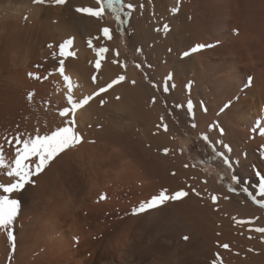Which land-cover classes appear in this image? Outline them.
I'll return each instance as SVG.
<instances>
[{
  "label": "rangeland",
  "instance_id": "rangeland-1",
  "mask_svg": "<svg viewBox=\"0 0 264 264\" xmlns=\"http://www.w3.org/2000/svg\"><path fill=\"white\" fill-rule=\"evenodd\" d=\"M4 1L5 0H0V3H1L0 6L3 7L5 4H7L8 2H10L12 0L5 1V2ZM15 1H13V2H15ZM17 1L19 2L20 0H17ZM21 1H28L32 5L36 6L38 8V14H37L38 18L36 17L37 19L29 21V22H25L23 24L22 23H18V24L17 23H13L11 21H9V23H8V21H6V20H1L0 21V24H1L0 25V56L3 57V55H4L3 53H1L4 50L3 48L6 49V46H7V49L8 48L9 49L13 48V44H14V42L16 40L18 41L17 42V48H18V43H22V45H24L23 47L21 46L22 48L19 47L20 51H22L24 47H26V46L28 47L29 45H30L32 51L36 47L35 51L32 54V56L34 57V59H37L36 62H35L36 64H34V66H37L36 68L39 67V69H36L34 66L33 67H34L35 70L39 71L38 73L40 74V77H37V76H39V74L35 70H34L35 74H38V75L36 76L37 78L33 77L34 78L33 80L31 79L32 77L30 78V76L23 75V74H21V76L19 75L18 77L20 78V80L23 79V82L24 81L27 82L26 81L27 78H29L28 81H30V82L32 81V83L35 80L34 83H36L37 87L35 85L36 89L34 88L33 90L35 92L36 91H40L41 94H40V92H38L37 93L38 97H37L36 93L34 92V94L36 96V99H37V106H38L37 108L38 109L37 108H35L34 110L28 109L26 111V114H25L24 118H23V119H26L25 117H27V115H28L27 120H30V121L33 122V127L30 128V129H23V132H22V130L17 129L16 126L12 128V124H11V123H14L12 120L15 121L16 120L15 118H17L15 116V115H17V114H15L16 112L15 113L13 112L15 115H12V111L15 110L12 107L14 106L13 104H15V103L13 101H10L11 104L8 103L7 102L8 99L6 101V98L9 97V96L6 93H5V95H3V93H0V96L3 95V99L5 100V102L8 103L9 106H11V108H12V109L10 108L12 110L11 113H9V111H6V110L9 109V108L7 109L6 106H4L6 110L3 109L2 104L5 105L6 103L2 100V98H1L2 96H1L0 97V99H1L0 100V107H1L0 108V121H1L0 122V126H1L0 127V138L2 136V138H1L2 143H0V144H2L3 146L6 144L4 147L7 146L8 142L5 139L6 141L4 140L5 141V144H4L3 143L4 142L3 138H6V137L9 138L10 137L9 139H11L14 136L13 134H15L17 132L18 133L22 132L20 134H23L25 136H27V135L35 136L36 133H37V130H38L39 134L42 136V135H45V134H49L52 130H55V128L58 127V126H63L64 120L66 118L60 116V111L63 108L69 106L67 104V95L68 94H66L65 90H61L62 87H63L62 86L63 84L61 85V83L62 82L64 83V81L62 79V78H64L63 75H66V74L69 73V75H68L69 76V81L67 82V85H68L69 82H71L74 85V87L71 88V89H73V90H71V94H72V96H73V98L75 100H79V99H82L84 97V95H86V96L87 95H91L92 93H94L97 90L98 87L104 86L106 83H109L112 79H116L118 76H120L118 74V70L120 69V66H121V68L132 69V70H134L136 72V79L133 80L134 83H133V81L131 83L134 86H132L129 83H125L124 81H122L119 84L114 85L113 89H109L106 93H101L99 96L94 97L89 102V104L84 105L83 108H80V109H82L81 113H84V112L86 113V116L84 115L85 113L83 115H84V117H86L87 120H89L90 125L88 124L87 121H85L84 117H82L83 121H82V118H81V121H79L80 118H78L76 116V113H77L78 110L76 111L75 117H77V119L75 118V120L79 119L78 120L79 122L76 121V123H77L78 130L80 129L79 131L83 135V141L81 143L77 144L75 147L66 150V153H61L58 157H56L55 159H56L57 163L55 162L56 164H55L54 168L50 169V170H52V173L51 174L49 173L50 175L49 174H45V179H47V177H48L49 180L53 181L55 179L54 182H57V185H56V187L54 189L56 193L60 192V190H56V188L61 189L62 192L58 193L57 198H59L61 196V194L64 193L61 196L62 197L61 198L62 199V203H61L60 207H62V206L64 207V203L65 202H66L65 205L66 204H71V203H72V205L76 204L75 206H77V208L79 207L78 208V213H79L78 215H79V218H81V219L83 218V216L85 217V216L89 215L87 210L85 209V204H87L86 203L87 200H88V203H91V204H97L98 199H99L100 203L102 201L106 200L105 203H107V205L109 204L108 206L114 207V208L111 207L114 211H112L111 208L109 207V209L106 208L107 211H106V209H104L103 211L101 210L100 212H98L96 215L94 214L95 215L94 218H93L94 220L91 219V222L88 219L92 218V215H90L89 217L87 216L88 218L87 217L83 218L82 223L80 224L81 225V230H80L81 234L79 232L78 235L76 234V236H72V237H74L73 238L74 240L75 239L78 240V243L76 242V244H75L76 246H74V244H73V246L76 249H79L80 246H82V244L90 242V240H88L89 238L91 239L93 237L92 241H94L97 238L95 235L98 236L102 232H103L104 235H106V238H104L105 236L102 234L103 236L102 235L98 236V239L100 240L99 237H101V239L103 237L104 238V241H103L104 244H106V243L108 244L109 241H111V240H112V242H115L114 241L115 238H119V236H121L122 234L127 232L126 231L127 229L130 230L131 226L133 227L135 224H138L139 219H142L143 217L144 218L147 217V215H145L146 213H148L149 216L150 215L153 216V213H155L156 211L158 212V208L161 209V210L170 211V209L172 210V208L170 206L171 204L174 203L173 206L175 207V205H177L179 202L180 203L186 202V204L188 203L187 205H189V209L192 207L191 209L193 211H195L194 214L187 215L188 216L187 218H186V216L183 218L181 216L179 217L178 215L176 216L175 212L172 211L174 215L171 214V213L167 214V216H166L167 218L164 219V220H161L162 224L160 222V224H161V226H159L160 228H157L155 225L152 226L151 223H149V222H151L149 220H147V222H146V220H143V224L146 223L144 225L145 226L144 230L146 232V236L155 238V239L158 240V242L162 241L161 244L164 245V246H168V250H170V251H172V250L173 251L174 250L177 251L178 250L177 253H176L177 256H179V255L181 256V254H182L183 258L187 259V264H193V262L196 260V258H198V256L199 257L201 256L203 261L197 259L196 262H200V263L203 262L204 264H211V261L215 258V254L216 253H219V257H220L219 264H243V263L249 264V262L251 261V259L253 257H254L253 258L254 260L255 259L257 261L258 260L259 261L262 260L259 263L263 264L264 263L263 262L264 259H261V258H264V250H263V247H262V245L260 243L258 245L259 241L257 240L258 241L257 242L256 239H254V238L251 239L250 236H248V238H250V239L245 238L247 236L242 238L244 236L242 233H241L242 235H239V233H236L237 235H235L236 231H232L234 229L231 228V227H236V226L239 225L242 228H253V227H255V224L253 222V218L254 217L255 218H259V217L264 216V206H261V203L259 202V201L264 200V197L260 196V194L258 192V189H257V187H258V179H259V176L257 174L258 173L259 174H263L264 173V157H263L264 156L263 155V153H264V149H263L264 145H262V144H264V141H263L264 139L262 140L263 135L261 134L262 132L264 133V130L261 132L260 128H262V127H260L258 130H255V133L253 132V130H252L251 133H250V130L249 131L246 130V133H248L249 136L247 135L245 139H243L241 136L238 137L239 136L238 134H237L238 135L237 137H228L227 132L231 133V130H229V128L225 127L224 123L222 122L223 121L222 117L223 118L225 117V116H223V114H225L226 111L228 109H230L231 106L234 107L235 105H237L239 103H240V105H242V103H245L243 106H241L242 107L241 109H243V110L240 111L241 113L239 112L240 115H245V112H246L247 115H249V114L255 112L257 109H259L260 106H261L260 107L261 109L263 108L262 111H264V104L259 106L258 103H256L255 99L250 102V99H252L254 96L253 95L251 96L250 94H247L246 90L248 89L249 85H251L252 77H254V76L250 75L249 78H248V77H246V74H247L246 72L247 71L246 70L244 71V69H246V64L248 65L250 63L252 68L254 67V69H253L254 72H255V70L257 72L259 70V72H260V69L263 68V66H264L263 65L264 61L262 60V59H264V56L261 57L262 61L259 60V62H258V60L254 61L253 59L256 58L258 55L259 56L264 55V51H263L264 49H261V50L260 49H256V52L258 50L260 52L255 53L254 49H252V48L249 49V46H247V49H249V50H245L244 52H246V51L249 52V53L254 52L255 56L251 53L253 56H251V54L250 55L248 54V58H247V55H246L247 53L243 52V54L245 55L246 58L243 55V59L244 60L242 59L240 61L239 59H241L242 57L239 56V54H237V51H236V53H232L231 52V54H230L231 58L234 56V54H236L234 56V57H236L235 58L236 61H235L234 57H233V59H231V58L229 59V53H230L229 52L226 56L225 55L224 56L220 55L221 58H219V56H217V57H215V59H212L213 64L211 66H209V68L205 69V71L204 70L202 71V70L198 69L194 65V62L192 61V57L194 55H196L197 53H199L198 51H193V49L196 48V46H198V44H199V43H195V42L199 41L198 40L199 39L198 38L199 37V33H198V30L196 28L199 26V20L198 19H199L200 15L195 13V15H198V17L196 16L197 20L194 19V17H195L194 12H193L194 9H192V8H194V7H192L193 6L192 5L193 0H187V1L186 0H153V1L152 0H130V2L134 3L136 7L132 11L131 16H125L124 13L121 12L120 20H116L114 18V16L110 12H106L104 18L103 19H99V18H96V17H91V16H89V15H87L85 13H81V12H77L76 11L77 8H82V7H89V6L98 7V5L96 4V0H65L64 4H59V5L58 4H53L51 2H46L44 4H36V3L33 2V0H21ZM162 1H164L166 3L165 6L163 5L164 2L162 3ZM206 1H205V3L208 4V6H209L210 3H211V0H206ZM217 1H220V0H217ZM125 2L126 3L129 2V0H125ZM2 3H3V5H2ZM229 6H228L229 11L232 10L234 13H236L235 9L232 8V5L230 7ZM181 7H184V8H181ZM188 7H189V9H188ZM186 8H187V11L186 10L183 11ZM224 9H218L216 11L217 13L215 12V15L217 14V16H216L217 18L216 19H218V20L215 19L216 24H215V26L213 28H215L217 30H221L222 29L221 30V32H222L221 34L222 35H221V38H220V40L218 42L220 44H218V45H221L223 43H229V39L230 38L236 39L239 36V32H240L239 30L242 29L244 24H246V25L248 24L247 22L244 23L245 20H242L243 25H242L241 21H237L236 22V20L237 19L239 20V18L234 13H230L228 15L227 8H224ZM41 10H42L43 13L41 12ZM56 10H58V11H56ZM180 10H182V11H180ZM46 11H47V13H46ZM188 11H191V12H188ZM232 11H230V12H232ZM44 12H45V14H44ZM184 12H186L185 13L186 15L184 14ZM192 12H193V14H192ZM221 13H223V14H221ZM190 15H192V17H193V22H192V17ZM210 15L211 14L209 13L208 16L210 17ZM230 15H232L233 17L230 16ZM43 16H44V18H43ZM183 16H185V18ZM49 17H50V20H49ZM57 18H59V19L57 20ZM235 18H236V20H235ZM40 19H41V21H40ZM131 19H133L134 21L138 22L137 25H134L135 27H133V24H131V21H130ZM55 20H57V21H55ZM85 21H86L87 25L85 24ZM196 21L198 23H196ZM39 22H40V24H39ZM49 22H50V24H49ZM54 22H57V23L54 24ZM235 22L236 23L239 22L238 25ZM10 23H11V25H10ZM193 23L194 24L196 23L195 24L196 26L193 25V27H192ZM45 24H46V26H44ZM14 25H15L16 28L12 27ZM35 25H37L41 29H39L37 26L35 28L34 27ZM50 25H52V26H50ZM82 25H84V26L82 27ZM235 25H237L239 28L237 26H235ZM80 26L82 27V29H81ZM165 26H167V28H165ZM31 27H33V28H31ZM67 27H68V29H67ZM104 27H109L110 28V33H109V37L110 38L109 37H105L103 35L102 29ZM240 27H241V29H240ZM46 28L50 29V31H48V33L51 35V36L48 35L47 38L42 36L41 31H40V30H42V32H43V30H45ZM83 28H85V29H83ZM86 28H87V31H88V32L86 31L87 33L85 32ZM92 28H94V29L92 30ZM58 29H59V31H58ZM198 29H199V27H198ZM63 30H65V33L61 34L60 31L64 32ZM37 31H38L40 36H38ZM53 31H54V33L57 34L56 35L57 38H55L56 36H54L55 34L53 33ZM57 31L61 35H65V34L67 35L69 33L70 34L67 35V37H66V35L63 36V37H61V36L59 37L60 34H58ZM82 31H83V33H82ZM7 32L9 34H7ZM263 32L264 31H262V35H261L262 37H264V35H263L264 33ZM147 33L153 36V39H151L150 41L146 40V34ZM16 35H17V37H16ZM192 35H194V36H192ZM13 36L15 38H13ZM29 37H30L31 40H29ZM38 37L39 38L44 37V38H42V40H39ZM191 37L193 39H191ZM262 37H261V39H262ZM53 38H55V39H53ZM257 38L259 39L260 37H257ZM68 39L72 40V44L70 46L66 47L65 56H60L59 55V45L64 43ZM24 41H26V43ZM38 41H42L41 43H43V42H45V43L41 44ZM263 41H264V38H263ZM76 42H78V44ZM31 43L33 45H35V47L32 48ZM36 43H38V45ZM7 44H9V45H7ZM39 44H40V46H39ZM48 44H50L52 47H49ZM42 45H44V47ZM19 46H20V44H19ZM254 46H255V44H254ZM254 46H251V47L254 48ZM37 47H38V50H37ZM101 47L106 48L107 52L98 55L99 49ZM206 47H207V49H206ZM40 48L42 49V52H44L45 50L47 52L48 51H50V52H48V54L46 53L44 56H42V55L38 54V51L40 50ZM49 48H51V49H49ZM208 48L211 49V47H209V45H205L204 50L205 49L209 50ZM250 50H253V51H250ZM24 51H25V48L22 51V53ZM69 52L74 53V55H68ZM184 52H188L189 55L188 56H184L183 55ZM35 53H37V54H35ZM53 53H56L57 55L54 57ZM34 55H38V58H40L42 56V58H40V60L44 59L43 60L44 63L39 61L37 56H34ZM49 55L51 56V58H50ZM175 55H176V57H174ZM45 56L48 57L49 59L46 58ZM188 57H189V59H187ZM239 57H241V58H239ZM250 57H251V59H249ZM90 58H91V60H90ZM45 59H47L46 63H47L48 66L45 65L46 64L45 63ZM61 59L64 60V66L63 67L65 69H64L63 75L58 70L60 68L59 61ZM248 59H249V61L250 60H252V61L248 62L247 61ZM97 60L100 61V68H96V61ZM176 60H177V63H176ZM52 61H53L55 66L51 63ZM239 61L240 62L244 61V63H242L241 65L244 64L245 66H241L239 64L240 63ZM256 61L259 64H257ZM260 61H261L262 64L260 63ZM38 62L39 63L41 62L44 65H42L41 63H40L41 65H40ZM69 62H71V64L73 62V64L72 65L70 64L69 66H67V64ZM174 62H175V66L179 63L176 68L173 65ZM187 62H189V63H187ZM76 63H78V64H76ZM105 63H107V67H108L106 69H105V65H104ZM157 63H159L158 64L159 66L157 65ZM137 65H140V66L137 67ZM168 65H170V67ZM179 65H181V66H179ZM255 65H257V66L255 67ZM259 65L262 66V67H260ZM117 66H118V68L116 70L115 67H117ZM189 66L192 67V68H190ZM233 66L234 67L237 66V67L234 68ZM241 67L242 68L244 67V68L242 69ZM165 68H166V71H165ZM180 68L184 69V71L183 70L181 71ZM51 70L55 71L56 73H53ZM14 71L15 70H13L10 73V75L7 74V73L6 74L3 73V76H0V77H3L2 80H4V82H2L3 85H1L2 83L0 82V89L2 87L3 91H5L4 90L5 89L4 85H9V84L12 83L11 82L12 76H13V80H14V77H15L14 75H16V72H17V74H19L18 71H16V72H14ZM49 71L52 72V73H48ZM82 71H86V73L85 72L82 73ZM115 71H117V73ZM45 72H47L48 74L45 73ZM178 72H179V74L181 76L180 75L178 76ZM243 72H245V73H243ZM257 72H255V73H257ZM111 73H113V74H111ZM221 73H224V74H221ZM54 74L55 75L56 74L59 75V76L56 75L57 78L58 77L60 78V75H61L62 78H60V79H62V82H60L61 80H59V78L57 79L56 77H54L55 79L53 78V80L51 81L52 77L50 75H54ZM114 74L116 76H114ZM169 74L171 75L172 78L167 81V84L169 85V90L167 92H165L164 91L165 78L168 77ZM5 75H7V76L5 77ZM87 75H89V76H87ZM258 75L261 77V75L259 73H257L256 74V78H257V80H260L261 78L258 77ZM44 76L47 77V78H45ZM93 76H96V78H97L95 82H93V79H92ZM245 77L248 78V79H246ZM38 78H39V80H38ZM43 78H44V80H43ZM249 79H251V80H249ZM36 80H38V81H36ZM49 81L53 85L48 84V83H50ZM172 81H174V82H172ZM46 82H48V83H46ZM55 82H57V83H55ZM142 83H144L146 88H147V91L145 92L146 93V98H145L146 101H144V104L143 103L142 104L138 103L140 105L139 107L141 108V109L140 108L139 109L138 108L135 109V110H137V112L135 111V114L137 113L138 116L133 114V115H135L134 116L135 118H134V117H132L133 115H131L134 112V111H132V109L135 108L136 106H133L131 110H129L131 107L128 108V110L126 108H125L126 110L124 109V113H127V114H124V115H126V116L128 115L126 118H125L124 115H122L123 112H121V116H120L119 112L117 113L116 110H112V109H115L113 106L114 105L116 106L117 102L120 103V100L122 102L126 98H128L127 97L128 93H130L129 95L131 96L129 98H133V99L137 100L138 98H137L136 95H138V92L136 91V93H135L134 91H132L133 90L132 88L137 89L136 87L138 85L142 84ZM45 84L47 86L49 85L48 88L46 87ZM56 84H59V85H56ZM65 84H66V82H65ZM173 84L175 85V87H172ZM41 85H44V86H41ZM60 85H61L60 90H61V92L64 95L60 92V90H59L60 93L57 90ZM123 86L124 87L128 86V88L125 87L126 88L125 89ZM53 87H55L56 90H55V88L53 89ZM181 87H182V89H181ZM45 88H47V89L45 90ZM116 88H117V91H116ZM41 89L44 90V91H41ZM52 89H53V91L51 93L50 90H52ZM127 89H129V90H127ZM176 89L178 91H176ZM13 91L14 90L12 89L11 92H13ZM54 91L55 92L57 91L58 93L57 92L55 93ZM128 91H131L132 94L135 93L134 94L135 96L134 95L132 96L131 92H128ZM11 92H10V94L9 93L8 94L11 95ZM24 92H26V91H24ZM113 92H115V93H113ZM67 93H69V92H67ZM121 93H122V95H121ZM19 94H20V92L19 93L15 92V94H12L11 96L13 97L14 95L17 96ZM24 95L28 96V97H26L27 99L29 98V94L27 95L26 93H24ZM125 95H127V96H125ZM179 95H180V97H179ZM183 95H184V98H183ZM41 96H42L43 99L41 98ZM121 96L125 97L124 100H123V98ZM250 96L252 98H249ZM17 97H18L17 100H19V98H22V95L20 94ZM14 98L16 99L15 96H14ZM101 98H103V100H104V104L103 105L100 104V99ZM153 98H155V102H153ZM189 100H191L193 105H194V118H193V115H190L188 112H186V114H185V112L182 109L183 107H176L177 104L185 105L186 106V111H187V103H188ZM226 101H228V102H226ZM253 101H255V102L253 103ZM93 102H95V103H93ZM112 102L116 103V104H113ZM247 102H249V103H247ZM142 105H143L144 108L142 107ZM225 105H227L228 107L225 108ZM255 105L257 107L256 110L254 108ZM111 106L113 108H111ZM248 107H250V108H248ZM109 108L111 109L110 112H108ZM222 109H223V111H222ZM3 110L7 114L9 113L8 116H7V114L3 113L4 112ZM91 111H93V112H91ZM129 111H130L131 114L129 113ZM236 112L234 111V115H237L238 112L237 113ZM89 113H90V115H89ZM115 113H117L118 115H116ZM139 114H141L142 116L139 115ZM87 115H89V116L87 117ZM112 115H113V117H112ZM10 116H11V118H9ZM14 116H15V118L13 119L12 117H14ZM119 117L120 118L123 117L126 120L124 121L123 118L121 120ZM137 117H139V118H137ZM140 117H144L145 119L144 118L140 119ZM161 117H164L163 124H167V127H168L167 131L164 130L163 126L157 127V125H161L162 124L161 119H160ZM117 118H118V120H117ZM133 118L137 119V120H134ZM226 119H228V118H226ZM112 120H116V121H112ZM128 120L132 121V123L130 122L131 125L133 124V126L130 127L131 130H129V128L126 129L125 128L126 126L124 125L126 123V121H128ZM207 120H208V122H207ZM2 121H4L5 124H6V121H7V123L9 121H11L10 124L8 123V126L10 125L9 127L12 130L15 129L14 130L15 132L10 130L9 127H8L9 128L8 129L7 126L5 128V125H4V123H2ZM117 121L119 123V124L117 123L118 126H117V124H115L116 127H114V125L111 126V124H114ZM133 121H135V122L133 123ZM138 121H140L141 123L138 122ZM80 122L81 123L86 122V124L85 123L81 124V125L85 124L86 126L84 127V126L79 125ZM91 122H93V123H91ZM122 122L123 123L125 122V123L123 124ZM143 122H144V124H143ZM136 123H138V124H136ZM193 123L196 125V127H192ZM121 124H123L125 127L122 126ZM127 124H129V123H127ZM134 124H136V125H134ZM209 124L216 125V127L213 128L211 132H208V125ZM120 125H121L122 128L120 127ZM138 125L139 126L142 125L141 128L145 129V131L143 129L141 131L142 132L144 131L143 132L144 135L148 134V137L146 136L147 139H145V136L142 137L140 135L141 132L138 130V129H140V127ZM144 125H145V127H144ZM108 126H111V127L107 128ZM92 127H94V128H92ZM118 127L120 128V130H119ZM127 127H129V126H127ZM155 127H156V129H155ZM2 128H4V129H2ZM105 128H106V130H105ZM110 128H112V130ZM114 128H116L115 130L118 129L119 130L118 132L121 131V134L118 133V132L115 133L116 131L113 130ZM220 129H223V133L222 134L220 132ZM7 130H9V132ZM108 130H111L112 133H111V131L106 133V131H108ZM135 130H137V131H135ZM146 131H147V134H145ZM151 131L153 133V135H152L153 139L150 138ZM123 132H124V134H123ZM256 132L258 133L259 136H255V135H257ZM201 133H208L210 139H213V140L214 139L215 140L222 139L226 144H228L230 146L231 149L233 148V150L230 153H227V155L229 156L230 160L232 161V167L231 168H229L228 166L224 165L222 160H221V158L219 156H216L215 153L212 151V149H210L206 145V143L201 139ZM111 134H113V135H111ZM135 135L136 136L138 135V136L136 137ZM157 136L160 138V139H157L158 142H157V140H155L156 138H158ZM140 137H142V138H140ZM232 138H234V139H232ZM106 139H109V140L107 142H105ZM111 139H114L115 141H110ZM249 139H251V140H249ZM246 140H249L250 142L246 141ZM253 140H256V142L255 141L253 142ZM166 141H168L167 144H166ZM244 141H246L248 145ZM95 142L96 143L98 142L97 143L98 147H97V145H94V144H96ZM101 142L102 143L104 142V143L102 144ZM84 143H86V144L84 145ZM92 144L95 147V149L90 147V145L92 146ZM255 144H256V146H255ZM147 145H148V147H147ZM163 145H164V147H163ZM100 146H101V148H100ZM251 146H253V147H251ZM257 147H259V148L261 147L262 149L258 150L259 148H257ZM78 148H80L79 150L83 149V151L81 150L82 151L81 153H83L82 155L78 151ZM87 148H89V150H87ZM90 148L92 149V151L90 150ZM96 148H97V150H96ZM103 148H105V149H103ZM134 148L137 150V152H136V150ZM165 148L168 149L167 154L163 151ZM75 149H77L76 150L77 152L76 151L75 152L76 153L79 152V154H80V155L79 154H77V155H79L81 157L83 155L84 156L82 158L80 157V159H79V156H77L76 153L75 154L73 153ZM217 149L218 150H223L221 145H217ZM69 150H70V152H69ZM72 150H73V152H72ZM93 150L94 151L96 150V153ZM102 150H105V154L103 153L104 151H102ZM129 150H131V151H129ZM123 151L125 152L124 154L122 153ZM224 151H226V150H224ZM260 151H261V154H260ZM91 152L95 153V155H96L95 157H97V156L100 157L101 156V158H100L101 160H102V158L106 159V157L108 156L106 160H103L105 163L107 161V164H103L104 167H101L102 169L106 167V169H103L105 171L102 170V172H105L107 176H108V174L110 176L112 172L113 173H118V171H117L118 168H116L117 166L119 167V170H120V166L123 165L124 167L122 166L121 169H124V170L126 169V171H124V170L119 171L120 175L117 174V176H114L115 174L112 173V175L110 177L108 176L109 177V179H108V177L106 175H105V177L101 176L102 174L104 175V173H101V168L98 167L100 169L99 173L101 175L100 174H98V175L96 174V176L98 177L100 175L101 176L100 177L101 180L99 181L100 178H98V180H97L96 179L97 177L95 178V176H94L95 174H93L91 169H93L95 167L96 169H94V170H96V173H97V169L98 168L96 167V164H98V163H97V161L95 162V160L99 161L100 159L99 158L98 159L95 158V160L93 161V159H92L93 157L92 158H90V157L94 156V154L91 155ZM99 152L102 153L103 155L102 154L100 155ZM135 152L137 154H139V157L141 156V158H139L138 156L136 157V155H135L136 153ZM69 153H73L74 155L72 154V156L76 155L78 160L75 157H74L75 158L74 161L72 160L73 158L70 159L71 158L70 157L71 154H69ZM105 155H107V156H105ZM67 156H69L70 158H68ZM103 156H105V157H103ZM121 156H122V158H119ZM249 156L252 159L249 158ZM260 156H261V158H260ZM123 158H125L124 159L125 162H123L124 161V160H122ZM127 158H128V161H126ZM133 158H134V160H133ZM135 158H136V160H135ZM81 159H82V161H81ZM85 159H86V161L89 160V161H91L90 163H92V162L93 163L92 164H90V163L88 164L85 161ZM142 159H144L145 162H143L144 160H142ZM148 159H150L151 161L148 160ZM164 159H166V160H164ZM249 159H251V161ZM79 160H80L81 163L84 162V163H82L84 170L82 169V166H79L80 165V164H78V163H80ZM101 160H100L99 166H102L101 162H103V161H101ZM131 161H133V162H131ZM71 162H74V163H71ZM59 163L62 164V165L60 166ZM127 163H129L128 166H127ZM131 163H133V164H131ZM86 164H88L87 167H86ZM185 165H188V167H185ZM241 165H246L247 169L249 170V172H247V170H246V172H247L246 173L244 171L245 170V166L241 167ZM59 166H60V168H59ZM92 166H94V167L91 168ZM130 166H131V168H130ZM136 166H137V168H136ZM262 166H263V168H262ZM61 168H63L64 172L62 171ZM113 168H115V169H113ZM128 168L130 169V171H129ZM53 169H54V172H53ZM88 169H89V171H88ZM99 169H98V171H99ZM81 170H83L82 173H81ZM113 170H115V171H113ZM43 171L41 173H43ZM243 171H244L245 174L243 173ZM253 171H255L254 174H253ZM88 172L92 173L90 175L93 176L94 180L98 181V182L97 181L95 182L96 183L95 187L94 186L92 187V185H94V182H93L94 180L92 181V176H90L91 178L88 176L89 175ZM121 172L123 173V175H122ZM60 173H61V175H59ZM94 173H95V171H94ZM127 173H128V175H127ZM239 173L240 174L243 173L244 175L243 174L240 175ZM138 174H140V176H141L140 180H142V182L139 181V178H137V177H136V180H134L135 179L134 177L137 176ZM249 174H251V177H250ZM40 175H38V176H40ZM46 175H49V176L46 177ZM81 175H83V176H81ZM84 175H85L86 178L84 177ZM233 175H238L239 177H241L242 183L240 184V183H237L235 181H232L231 177ZM242 175H243V177H242ZM74 176H75V178H74ZM121 176H123V177H121ZM128 176H130V177H128ZM140 176H138V177H140ZM43 177H44V175H43ZM102 177H104V178H102ZM111 177H113V178H111ZM114 177H116V178H114ZM144 177L147 180L145 183L143 182L145 180ZM171 177H173V178H171ZM88 178H90L91 181ZM105 178H107V179L104 180ZM128 178H129V181L126 180ZM183 179H184V181L182 182ZM149 180H153L154 181L153 185L151 184L152 182L149 181ZM208 180H209V182H208ZM67 181H68V184H67ZM73 181L75 183L76 182L77 183L75 184ZM125 181L131 182V183L128 184ZM137 181L142 183L143 185L138 183ZM155 181H157V182H155ZM58 182H59V184H58ZM90 182H92V184ZM101 183H103V184H101ZM122 183H123V185H122ZM135 183L138 186L140 185V188L138 186H136ZM208 183H209V186H208ZM73 184H75V185H73ZM144 184L147 185L146 187H148L149 191L151 189V192H149V191L147 192V188H144L145 187ZM150 184L152 186H154V185L155 186L152 187ZM71 185H73V186H71ZM98 185H99V188H98ZM133 185H134V188H135V190L133 189V191L134 192L135 191L136 192L140 191L142 196L139 195V197H137V195L140 194L139 192H137V194L136 193L133 194L134 192L131 191V189L133 188L132 187ZM165 185H166V187H165ZM178 185H179L180 188L178 187ZM121 186H122L123 189L121 188ZM149 186L151 188H149ZM181 187L183 188L184 191L188 192V195L185 196L184 198L181 197V198H178L175 201L168 200V202L166 201L167 203L164 202L163 204H160L159 206H157V207H155L153 209L152 208H147L146 210L139 212V209H138L139 204H136L137 201H138V200H136L137 198L139 199L140 202L145 201V199L147 201V200L150 199V196L152 197L153 195L158 194L159 191L162 188L163 189H167L169 192H176V189L177 190L178 189L182 190ZM244 187H248L249 188V193H251V195H249V193H246V192H244L242 190ZM63 188H64V191H63ZM89 188H90V190H88ZM102 188H103V190L100 191V189H102ZM126 188H127V190H126ZM143 188L146 189V190H144ZM152 188H153V190H152ZM193 188L196 190V192L200 193L199 196H197L195 193H193L191 191V189H193ZM208 188L209 189L211 188L210 191H212V192H210ZM230 188H234L235 191H230L229 190ZM68 189H70V190L73 189V190L71 192ZM92 189H95V190H92ZM119 189H121V191ZM124 189H125V192H123ZM129 189H130V191L128 192ZM140 189H142V190H140ZM65 190H68L70 192H68V191L66 192ZM106 191H109V192L113 191V193L111 192L112 194L109 196L108 195L109 192H108L107 196L105 194V196H106L105 197L103 194ZM116 191L121 193L123 196L121 194L118 195V193ZM154 191H156V193H154ZM190 191L192 193H190ZM88 192H90L92 195L89 194ZM101 192H103V193H101ZM114 192L117 193L116 195L119 196L118 199L120 201L117 199V196L114 194ZM131 192H133V193H131ZM35 193H36L35 194V198H33L34 200L33 199L31 200V202L33 201L32 203H35L36 198H37V201H38V198L41 197L39 189H37V191L35 189ZM125 193H128L127 194L128 196H126ZM100 194H101L102 197L98 196ZM144 194H147V195L149 194L150 196L149 195L146 196ZM238 194L239 195H243L244 197L242 196L241 198H239L240 196ZM255 194H257V195H255ZM64 195L68 197L67 200H65L66 197ZM88 195L91 198L88 197ZM112 195H114V196H112ZM190 195H193V196H190ZM212 195H216L218 197V199H217V201L215 203L211 202V196ZM229 195H232V196H229ZM143 196H146V197H143ZM63 197H65V199ZM125 197L127 199L130 198V200H131V197H132V200L135 199L134 200V201H136L135 205H136V207L138 209V212H139V213L137 212V214H136L137 216L132 211L133 210L132 205L135 207L134 201L132 202V200H131V202L133 204L129 200H128L129 202H125V201H127V200H125L126 199ZM225 197H227V199H225ZM231 197H232V199H231ZM236 197H237V199H236ZM112 198L114 200H112ZM115 199H117L116 202L119 201L120 205L123 204V207L121 206V209L123 210V212L128 213V214L123 213L122 210L119 209L120 205L118 203H117V206H116ZM189 199H193V200L189 201ZM233 199H235L237 202L235 200H234L235 201L234 202ZM73 200H74V203H73ZM123 200H124L125 204L122 203ZM183 200H186V201H183ZM198 200L200 201L199 204H201L202 206L197 203ZM191 201H193V202H191ZM195 201H196L195 204L197 205V206L195 205L196 208L194 207V204H193ZM31 202H29L28 205H30ZM190 202L193 205H191ZM229 202H230V204H229ZM113 203H115V204H113ZM127 204L131 205L130 211H129V209H125V208H128L130 206V205L128 206ZM118 205H119V207H118ZM124 205L125 206L127 205L128 207H125ZM229 206H231V207H229ZM232 206H234V207H232ZM236 206L237 207L240 206V208H236ZM206 207H208L210 210L208 208H206ZM231 208H233L232 211L234 213L232 211H230ZM234 208H235V210H234ZM154 209H157V210H154ZM199 209H202V210H199ZM83 210H85V212H82ZM204 210H205V212H204ZM255 210H256V212H255ZM111 211H112L113 215L110 213ZM116 211H118V212L121 211L124 215L121 212L118 213ZM149 211L150 212L152 211V212L149 213ZM211 213L213 215H211ZM102 214L105 217L108 216L107 219H106V220H108L107 223H106V220L104 221L105 217ZM106 214H108V215L106 216ZM121 214H122V216H121ZM132 215H134L135 217L132 216ZM98 216L100 217V219H99ZM118 216L121 217V218L123 217V218L119 219ZM191 216H193V217H191ZM215 216L218 217V218H216ZM22 217L25 218L24 217V212L21 211L19 216L16 217V220L18 218L19 221L20 220L22 221V219H20ZM113 217L114 218L116 217L115 220H114ZM127 217H128V220H127ZM131 217H133V218H131ZM136 217H138V218H136ZM209 217H210V219H209ZM176 218L177 219L179 218V219L177 220ZM85 219L88 220V222H85L86 221ZM211 219H213V220L210 221ZM18 220L16 221V224H18ZM98 220H99V225H96L97 224L96 221H98ZM118 220H120L119 221L120 225L117 222ZM124 220L126 221L127 224L125 223ZM135 220H136V222H134ZM190 220H192L194 222L192 223V221H191V223L189 224ZM101 221H102V223H101ZM114 221L116 223H114ZM195 221H197V222L199 221L198 222L199 224L196 223ZM240 221H242V222L240 223ZM14 222H13V225L15 227V230H14L15 232L12 233L14 239L11 240L12 243H13L12 245H14V246L11 245V241L8 239V232H7V235H6L7 239L5 241L3 240V242L6 243V245H5L6 248H5V251H4V252H6V255L4 253L2 256H0V258L2 257V259H0V263L2 261V263L4 262L3 264H12L13 262H15L16 260H15L14 256H16V255H14V254H16V252L19 251L20 248H21V246L20 247H18V246L21 244L20 240L22 239L21 238V234L22 233L16 230L17 229L16 227L19 226V224L16 225V224H14ZM131 222H132L133 225L131 224ZM186 222H188V223H186ZM206 222H207V224H205ZM90 223H92V226L90 225ZM195 223H196V225H195ZM114 224H118V225L114 226ZM200 225H203V226H200ZM205 225L207 226L208 229L206 228ZM62 226H61L62 230L66 229V228L63 229ZM90 226L92 228L93 227L94 228L98 227L97 231L98 232L100 231L101 233H98L97 231H94V230H96L94 228H93V230H91L92 228ZM127 226H130V227L127 228ZM189 226H191V227L189 228ZM196 226H197V229H199V230H200V227H201V232L202 233L199 234L200 231L195 229ZM214 226L216 228H214ZM85 227H87V228H85ZM117 227H118V229H117ZM202 227H203V230L206 228L205 232L202 230ZM225 227H227V228H225ZM260 227H264V222L260 224ZM168 228H170V229H168ZM224 228H225V230H224ZM123 229H125V230L123 231ZM67 231H68V229L65 230V232L69 236L70 234H68L69 232H67ZM90 231H92L91 232L92 234L90 233ZM170 231H172V232H170ZM197 231H198V233H197ZM120 232H122V233H120ZM173 232H174V234H173ZM170 233H172V234H170ZM90 234H91L92 237H90ZM16 235H18V236H16ZM173 235H175V236H173ZM223 235H224L225 239H223L224 238ZM228 235H229V237H228ZM238 235H239V239H237ZM4 236H5V234H4ZM88 236H89V238H87ZM168 236H169V238H166ZM171 236H173V237H171ZM179 236H181V237L179 238ZM185 236L188 237V239H189V240L187 239L188 241L183 239ZM203 236H205V237H203ZM214 236H216V237H214ZM109 237H111V238H109ZM170 237H171V239H170ZM212 237H214V238H212ZM194 238H196V239H194ZM234 238L236 239V241L234 240ZM98 239H96L95 241H97ZM159 239H160V241H159ZM231 239H233V240H231ZM244 239H246V240H244ZM207 240H209L211 242V244H213V243H216V244H213L214 246L210 245V242L207 241ZM248 240H252L251 243ZM9 241H10V243L8 244ZM43 241L46 242L45 240L42 239L41 243H38L40 245H38L37 243H36L37 245L34 244L35 246L32 245V248H33L32 250L33 251H34V249L38 250L39 246L40 247L43 246V243H44ZM185 242L188 243V244H186ZM240 242H241L242 246H241V244H239ZM244 243H247V244L244 245ZM7 244L9 246V248L12 246L11 248L13 250L11 248L9 250V248L7 247ZM79 244H81V245L77 246ZM182 244H184V245H182ZM223 244H228L229 247L227 249L221 247L220 245H223ZM250 244H253V245H250ZM3 245H4V243H3ZM243 245L246 246V247H244ZM73 246H71V249L72 250H76V249H74ZM176 246L180 247V248H177ZM251 246H252V248H251ZM82 247H85V246H82ZM173 247H174V249H173ZM214 247H215V249H214ZM242 247L244 248V250H242L243 249ZM211 248H213V249L211 250ZM256 248H257V250H256ZM260 248H261V250H260ZM240 249H241V251H240ZM251 249H253V250H251ZM258 249H259V251L262 252V255H260L261 252H259ZM11 250H12L13 254H12ZM30 250H31V248L28 249V252H27L28 255L29 254L31 255V253L33 252V251L30 252ZM8 251L11 252V253H9ZM170 251H168V256H171L172 254H174L172 256L177 257L176 254L174 253L175 251L174 252L172 251L173 253L170 252ZM203 252H205V253H203ZM207 252H211L210 253L211 255L209 253H207ZM8 253L10 254L9 257H8V255H9ZM178 253H181V254L178 255ZM32 255H31V258L35 256V253L33 252ZM184 255H186L187 257L184 256ZM189 256L192 257V258H190ZM195 256H197V257L195 258ZM12 257H14V258H12ZM241 257H243V258H241ZM7 258H8V261H7ZM242 260H243V262H242ZM245 260H247V261L250 260V261H248V263H246ZM240 262H242V263H240Z\"/></svg>",
  "mask_w": 264,
  "mask_h": 264
},
{
  "label": "bare ground",
  "instance_id": "bare-ground-1",
  "mask_svg": "<svg viewBox=\"0 0 264 264\" xmlns=\"http://www.w3.org/2000/svg\"><path fill=\"white\" fill-rule=\"evenodd\" d=\"M5 1H9V0H5ZM4 1V2H5ZM13 1H15V0H12V1H10V2H6L7 4H5L3 7L2 6H0V21L1 20H6V21H8V23H9V21H11V22H13V23H25V22H29V21H32V20H35V19H37L38 17H37V14H38V8L36 7V6H34V5H32L30 2H28V1H15V2H13ZM153 1V0H152ZM187 1V0H186ZM205 1L206 0H193V3H192V7H194V8H192V9H194L193 10V12H194V15H195V13L196 14H198V15H200V17H199V29H198V27L196 28L197 30H198V33H199V41L198 42H195V43H199L198 45H209V47H211V49H209V50H206L207 49V47H206V49L204 50V47H202V48H199V50H197L199 53H197L196 55H194L193 57H192V61L194 62V65L198 68V69H200V70H204L205 71V69H207V68H209V66H211L212 64H213V61H212V59H215V57H217V56H219V58H221V56H226L229 52V59L231 58V52L232 53H236V51H237V54H239V56H241V57H239V58H241V59H239L240 61L243 59V52L245 51V50H249L250 48H252V49H254V51H255V53H258V52H260L259 50L256 52V49H264V41H263V38L264 37H262L261 35H262V31H264V0H220V1H215V0H211V3H210V5L208 6V4H206L205 3ZM2 2V1H1ZM161 2V1H160ZM164 1H162V3H163ZM184 2V1H183ZM207 2V1H206ZM168 3V2H167ZM173 3V2H172ZM178 3V2H177ZM208 3V2H207ZM147 4V3H146ZM145 4V5H146ZM189 4V3H188ZM0 5H1V3H0ZM2 5H3V3H2ZM159 5V4H158ZM157 5V6H158ZM164 6L166 5V3L164 2V4H163ZM171 5V4H170ZM231 6L232 5V8L233 9H235V12L236 13H234L232 10H230V11H232V12H230L229 11V8H228V6ZM147 6V5H146ZM152 6V5H151ZM229 6V7H230ZM148 7V6H147ZM187 7V6H186ZM181 8H184V7H181ZM191 8V7H190ZM224 8H227V11H228V15L230 14V13H234L238 18H239V20L237 19L236 20V18H235V20H236V22L237 21H241V23H242V20H245L244 21V23H248L247 25L246 24H244L243 25V23H242V25H243V27H242V29H241V27H240V29L241 30H239L240 32H239V36L236 38V39H233V38H230L229 39V43H223V44H221V45H218V44H220V43H218L219 42V40H220V38H221V30H217V29H215V28H213L214 26H215V24H216V21H215V19L217 18L216 16H217V14L215 15V12L218 10V9H224ZM40 9V8H39ZM188 9H189V7H188ZM231 9V8H230ZM148 10V9H147ZM187 11V8L186 9H184L183 11ZM225 10V9H224ZM45 11V10H44ZM48 11V10H47ZM47 11H46V13H47ZM56 11H58V10H56ZM60 11V10H59ZM180 11H182V10H180ZM192 11V10H191ZM191 11H188V12H191ZM222 11V10H221ZM41 12H42V10H41ZM149 12V11H148ZM193 12H192V14H193ZM43 13V12H42ZM49 13V12H48ZM59 13V12H58ZM186 12H184V14H185ZM209 13L211 14L210 15V17L208 16L209 15ZM217 13V12H216ZM225 13V12H224ZM44 14H45V12H44ZM167 14V13H166ZM169 14V13H168ZM221 14H223V13H221ZM227 14V13H226ZM40 15V14H39ZM43 15V14H42ZM164 15V14H163ZM186 15V14H185ZM198 15H195V17H194V19H196V16L198 17ZM227 15V16H228ZM233 15V14H232ZM232 15H230V16H232ZM182 16V15H181ZM191 17H192V15H190ZM208 16V17H207ZM235 16V17H236ZM37 17V18H36ZM40 17V16H39ZM46 17V16H45ZM79 17V16H78ZM184 18H185V16H183ZM233 17V16H232ZM43 18H44V16H43ZM42 18V19H43ZM82 18V17H81ZM183 18V19H184ZM188 18V17H187ZM59 18H57V20H58ZM84 19V18H83ZM169 19V18H168ZM48 20V19H47ZM49 20H50V17H49ZM57 20H55V21H57ZM65 20V19H64ZM90 20V19H89ZM197 20V19H196ZM216 20H218V19H216ZM234 20V19H233ZM234 20V21H235ZM247 20V21H246ZM40 21H41V19H40ZM82 21V20H81ZM92 21V20H91ZM131 21V24H133V27H135L134 25H137V23L138 22H136V21H134L133 19H131L130 20ZM34 22V21H33ZM60 22V21H59ZM58 22V23H59ZM76 22V21H75ZM80 22V21H79ZM192 22H193V17H192ZM218 22V21H217ZM235 22V23H236ZM6 23V22H5ZM36 23V22H35ZM38 23V22H37ZM53 23V22H52ZM57 22H54V24H56ZM196 23H198L197 21H196ZM195 23V24H196ZM239 23V22H238ZM238 23H236L237 25H238ZM7 24V23H6ZM27 24V23H26ZM39 24H40V22H39ZM47 24V23H46ZM46 24L44 25V26H46ZM49 24H50V22H49ZM85 24L87 25V23H86V21H85ZM90 24V23H89ZM167 24V23H166ZM194 23L192 24V27H193V25H195ZM1 25V24H0ZM10 25H11V23H10ZM69 25V24H68ZM93 25V24H92ZM237 25H235V26H237ZM241 25V26H242ZM246 25V26H245ZM23 26V25H22ZM36 26L37 25H35L34 27L36 28ZM43 26V27H44ZM49 26V25H48ZM50 26H52V25H50ZM56 26V25H55ZM84 25H82V27H83ZM151 26V25H150ZM173 26V25H172ZM186 26V25H185ZM189 26V25H188ZM196 26V25H195ZM12 27H15V25L14 26H12ZM24 27V26H23ZM38 27V26H37ZM59 27V26H58ZM81 27V26H80ZM82 27H81V29H82ZM149 27V26H148ZM191 27V26H190ZM189 27V28H190ZM234 27V26H233ZM238 27V26H237ZM16 28V27H15ZM21 28V27H20ZM27 28V27H26ZM31 28H33V27H31ZM34 28V29H35ZM39 29H41L40 27H38ZM50 28V27H49ZM49 28H46L45 30H43V32H42V30H40L41 31V34H42V36H44V37H48V35H50L49 33H48V31H50V29ZM77 28V27H76ZM89 28V27H88ZM187 28V27H186ZM217 28V27H216ZM239 28V27H238ZM44 29V28H43ZM60 29V28H59ZM59 29H58V31H59ZM67 29H68V27H67ZM83 29H85V28H83ZM94 28H92V30H93ZM262 29V30H261ZM3 30V29H2ZM12 30V29H11ZM24 30V29H23ZM37 30V29H36ZM35 30V31H36ZM55 30V29H54ZM57 30V29H56ZM196 30V31H197ZM210 30V31H209ZM226 30V29H225ZM4 31V30H3ZM25 31V30H24ZM58 31H57V33H58ZM64 32H62V31H60L61 32V34H64L65 33V30H63ZM84 31V30H83ZM83 31H82V33H83ZM87 31V28H86V30H85V32ZM193 31V30H192ZM88 32V31H87ZM86 32V33H87ZM32 33V32H31ZM37 33H38V31H37ZM53 33H54V31H53ZM264 33V32H263ZM7 34H9L8 32H7ZM55 35L54 36H56L57 34L56 33H54ZM58 34H60V33H58ZM59 35V37L61 36V37H63V36H65V35ZM70 34V33H69ZM69 34H67V35H69ZM15 35V34H14ZM67 35H66V37H67ZM175 35V34H174ZM196 35V34H195ZM198 35V34H197ZM264 35V34H263ZM12 36V35H11ZM37 36V35H36ZM35 36V37H36ZM38 36H40L39 35V33H38ZM51 36V35H50ZM165 36V35H164ZM172 36V35H171ZM177 36V35H176ZM192 36H194V35H192ZM7 37V36H6ZM16 37H17V35H16ZM44 37H42V38H44ZM231 37V36H230ZM257 37H260L259 39L257 38ZM261 37H262V39H261ZM12 38V37H11ZM13 38H15L14 36H13ZM39 38V37H38ZM42 38H39V40H42ZM55 38H57V36L55 37ZM55 38H53V39H55ZM6 39V38H5ZM37 39V38H36ZM151 39H153V36L152 35H150V34H146V40H148V41H150ZM178 39V38H177ZM189 39V38H188ZM191 39H193L192 37H191ZM196 39V38H195ZM29 40H31L30 39V37H29ZM45 40V39H44ZM60 40V39H59ZM107 40V39H106ZM222 40V39H221ZM6 41V40H5ZM57 41V40H56ZM78 41V40H77ZM82 41V40H81ZM231 41V42H230ZM17 40L14 42V44H13V48H11V49H7V46H6V49L5 48H3L4 50L1 52V53H3L4 55H3V57L2 56H0V76H3V73H7V74H9L10 75V73L13 71V70H15L14 72H16V71H18L19 72V74H17V72H16V75H14L15 77H14V80H13V76H12V79H11V84H9V85H4L5 87V91H3V88L1 87V89H0V93H3V95H5V93L9 96V97H7L6 98V101H7V99H8V103H10V101H13L15 104H13L14 106L12 107V108H14L13 110L14 111H12L11 109V106H9V104L8 103H6L5 102V100L3 99V95H1L0 97L2 98V100L6 103L5 105L4 104H2V106H3V109H5V107L4 106H6L7 107V109L8 110H6V111H9V113H11V111H12V115H15V114H17V115H15L17 118H15V116L14 117H12L13 119L15 118L16 120L14 121V120H12L14 123H11V121H9L8 123L10 124H12V128L13 127H15L16 126V128L17 129H20V130H22V132H23V129H30V128H32L33 127V122L32 121H30V120H27V117H28V115H27V117H25L26 119H23L24 118V116H25V114H26V111L28 110V109H30V110H34L35 108H37L38 106H37V99H36V96L38 97V95H37V93L38 92H40V91H34L33 89L35 88L36 89V87H37V85H36V83H34V81H33V83H32V81L30 82V81H28L29 80V78H27V82H23V79H21L20 80V78L18 77L19 75L21 76V74H23V75H27V76H30V78L33 80L34 78H37V77H40V74L38 73L39 71L38 70H35L34 69V67L36 68L37 66H34V64H36L35 62H36V60L37 59H34V57L32 56V54H33V52L35 51V45H33L32 43H31V45H32V48L33 47H35L34 48V50L32 51L31 50V47H30V45L26 48V47H24L25 48V51L22 53V51L24 50V48H23V50L22 51H20L19 49V47H23L24 45H22V43H18V48H17ZM20 42V41H19ZM23 42V41H22ZM25 43H26V41H24ZM38 42H42V41H38ZM47 42V41H46ZM221 42V41H220ZM224 42V41H223ZM24 43V44H25ZM28 43V42H27ZM45 42H43V43H41V44H44ZM57 43V42H56ZM77 44H78V42H76ZM163 43V42H162ZM190 43V42H189ZM217 43V44H216ZM222 43V42H221ZM255 44V46H254V44ZM4 44V43H3ZM19 44H20V46H19ZM29 44V43H28ZM27 44V45H28ZM37 45H38V43H36ZM47 44V43H46ZM51 44V43H50ZM50 44H48V45H50ZM81 44V43H80ZM79 44V45H80ZM191 44V43H190ZM253 44V45H252ZM5 45V44H4ZM7 45H9V44H7ZM53 45V44H52ZM170 45V44H169ZM254 46V48L253 47H251V46ZM39 46H40V44H39ZM43 47H44V45H42ZM247 46H249V49H247ZM21 47V48H22ZM30 47V48H29ZM42 47V48H43ZM48 47V46H47ZM55 47V46H54ZM197 47V46H196ZM46 49V48H45ZM48 49V48H47ZM49 49H51V48H49ZM37 50H38V47H37ZM54 50V49H53ZM40 51V52H39ZM38 51V54H40V55H42V56H44L46 53L48 54V52H50V51H44V52H42V49L40 48V50ZM250 51H253V50H250ZM264 51V50H263ZM37 52V51H36ZM244 53H247L246 55H247V58H248V54L250 55L251 53L255 56V53L254 52H251V53H249V52H244ZM35 54H37V53H35ZM52 54V53H51ZM251 54V56H253ZM39 55V56H40ZM221 55V56H220ZM236 54H234V56H235ZM34 56H37V58H38V55H34ZM42 56L40 57V58H42ZM50 56V55H49ZM88 56V55H87ZM92 56V55H91ZM150 56V55H149ZM233 56V57H234ZM262 56H264V55H261V56H257L256 58H254L253 60L255 61V60H258V62H259V60H261L262 58ZM46 57V56H45ZM53 57V56H52ZM174 57H176V55L174 56ZM233 57L231 58V59H233ZM238 57V56H237ZM244 57H245V55H244ZM40 58H38L39 59V61H41V62H43V60H40ZM46 58H48V57H46ZM50 58H51V56H50ZM54 58V57H53ZM87 58V57H86ZM156 58V57H155ZM236 57H234V59H235ZM246 58V57H245ZM253 58V57H252ZM49 59V58H48ZM89 59V58H88ZM95 59V58H94ZM165 59V58H164ZM187 59H189V57L187 58ZM218 59V58H217ZM216 59V60H217ZM223 59V58H222ZM228 59V60H229ZM249 59H251V57L249 58ZM249 59L247 60L248 62H250V61H252V60H250L249 61ZM35 60V61H34ZM52 60V59H51ZM50 60V61H51ZM90 60H91V58H90ZM156 60V59H155ZM161 60V59H160ZM221 60V59H220ZM244 60V59H243ZM263 61H264V59H262ZM261 60V61H262ZM46 61H47V59H45V63H46ZM71 61V60H70ZM87 61V60H86ZM89 61V60H88ZM154 61V60H153ZM158 61V60H157ZM173 61V60H172ZM171 61V62H172ZM175 61V60H174ZM230 61V60H229ZM235 61H236V59H235ZM239 61V62H240ZM261 61H260V63H261ZM40 62V63H41ZM143 62V61H142ZM190 62V61H189ZM189 62H187V63H189ZM238 62V61H237ZM246 62V61H245ZM247 62V63H248ZM39 63V62H38ZM39 63V64H40ZM44 63V62H43ZM49 63V62H48ZM53 65H54V63H53V61L51 62ZM75 63V62H74ZM176 63H177V60H176ZM183 63V62H182ZM186 63V64H187ZM236 63V62H235ZM242 63H244V61L243 62H240L239 64L241 65ZM254 63V62H253ZM256 63H257V61H256ZM255 63V64H256ZM42 64V63H41ZM40 64V65H41ZM71 64V62H69L68 64H67V66H69ZM72 64H73V62H72ZM71 64V65H72ZM76 64H78V63H76ZM159 63H157V65H158ZM168 64V63H167ZM179 64V63H178ZM177 64V65H178ZM181 64V63H180ZM191 64V63H190ZM246 64V63H245ZM257 64H259V63H257ZM262 64V63H261ZM39 65V66H40ZM42 65H44V64H42ZM45 65H47V63L45 64ZM50 65V64H49ZM105 65V69L106 68H108L107 67V63H105L104 64ZM171 65V64H170ZM170 65H168L169 67H170ZM173 65L175 66V62L173 63ZM177 65L175 66V68L177 67ZM254 65V64H253ZM264 65V64H263ZM34 66V67H33ZM48 66V65H47ZM55 66V65H54ZM112 66V65H111ZM116 66V65H115ZM159 66V65H158ZM167 66V67H168ZM173 66V67H174ZM179 66H181V65H179ZM186 66V65H185ZM239 66V65H238ZM241 66H245L244 64L243 65H241ZM257 65H255V67H256ZM260 66V65H259ZM165 67V66H164ZM168 67V68H169ZM190 67V66H189ZM232 67V66H231ZM234 67V66H233ZM235 67H237V66H235ZM234 67V68H235ZM260 67H262V66H260ZM46 68V67H45ZM53 68V67H52ZM56 68V67H55ZM79 68V67H78ZM116 68V70H117V68H118V66L117 67H115ZM185 68V67H184ZM188 68V67H187ZM190 68H192V67H190ZM242 68V67H241ZM244 68V67H243ZM242 68V69H243ZM36 69H39V67L38 68H36ZM54 69V68H53ZM65 69V68H64ZM89 69V68H88ZM237 69V68H236ZM240 69V68H239ZM254 67L252 68V66L250 65V63L247 65L246 64V69H244V71L246 70L247 72V74H246V77H248L249 78V76L250 75H252V76H254V77H252V81H251V85H249V87H248V89L246 90V93L247 94H250L251 96L253 95L254 97L252 98L251 96L249 97V98H252V99H250V102L252 101V100H254L255 99V101H256V103H258V105L260 106V105H262V104H264V66H263V68H261L260 69V72H259V70H258V72L255 70V72H257V73H259L260 75H261V77L258 75V77H260L261 79L260 80H257V78H256V74L257 73H255L254 72ZM256 69V68H255ZM259 69V68H258ZM39 74V76H37L38 74H35V71ZM41 70V69H40ZM45 70V69H44ZM50 70V69H49ZM80 70V69H79ZM82 70V69H81ZM86 70V69H85ZM164 70V69H163ZM180 70L182 71H184V69H182V68H180ZM191 70V69H190ZM196 70V69H195ZM231 70V69H230ZM234 70V69H233ZM238 70V69H237ZM53 73H56L55 71H53V70H51ZM95 71V70H94ZM114 71V70H113ZM165 71H166V68H165ZM179 71V70H178ZM186 71V70H185ZM189 71V70H188ZM235 71V70H234ZM52 72H48V73H52ZM83 72H85L86 73V71H82V73ZM116 73H117V71H115ZM228 72V71H227ZM226 72V73H227ZM232 72V71H231ZM32 74V75H29V74ZM45 73H47V72H45ZM47 73V74H48ZM84 73V74H85ZM95 73V72H94ZM105 73V72H104ZM185 73V72H184ZM243 73H245V72H243ZM66 74V73H65ZM89 74V73H88ZM111 74H113V73H111ZM118 74L119 75H123V76H125V80H124V82L125 83H129V84H131L132 83V81L133 80H135L136 79V72L134 71V70H132V69H124V68H121V66H120V69L118 70ZM221 74H224V73H221ZM57 75V74H56ZM55 74L54 75H50L52 78H51V81L53 80V78L54 77H56L57 78V76H59V75H57L56 76ZM69 75V73L68 74H66V76H68ZM86 75V74H85ZM109 75V74H108ZM174 75V74H173ZM180 74H179V72H178V76H179ZM186 75V74H185ZM202 75V74H201ZM231 75V74H230ZM244 75V74H243ZM7 75H5V77H6ZM37 76V77H36ZM63 76H65V75H63ZM87 76H89V75H87ZM107 76V75H106ZM113 76V75H112ZM114 76H116L115 74H114ZM113 76V77H114ZM175 76V75H174ZM181 76V75H180ZM190 76V75H189ZM195 76V75H194ZM245 76V75H244ZM34 77V78H33ZM45 77V76H44ZM49 77V76H48ZM69 77V76H68ZM183 77V76H182ZM245 77V78H246ZM45 78H47V77H45ZM59 78V77H58ZM57 78V79H58ZM60 78H62L61 77V75H60ZM59 78V80H61L60 82H62V79H63V81H64V83L62 82L61 83V85L63 86L62 87V89L61 90H65V92H66V94H68L67 92H69V87H68V85H67V82L64 80V78H62V79H60ZM88 78V77H87ZM186 78V77H185ZM248 78H246V79H248ZM3 79V77H0V82L2 83V82H4V80H2ZM42 79V78H41ZM50 79V78H49ZM55 79V78H54ZM184 79V78H183ZM189 79V78H188ZM38 80H39V78H38ZM38 80H36V81H38ZM43 80H44V78H43ZM71 80V79H70ZM74 80V79H73ZM113 80V79H112ZM249 80H251V79H249ZM42 81V80H41ZM48 81V80H47ZM58 81V80H57ZM184 81V80H183ZM246 81V80H245ZM44 82V81H43ZM50 82V81H49ZM54 82V81H53ZM59 82V81H58ZM59 82V83H60ZM65 82H66V84H65ZM73 82V81H72ZM86 82V81H85ZM172 82H174V81H172ZM46 83H48V82H46ZM55 83H57V82H55ZM69 83H71V82H69ZM68 83V84H69ZM74 83V82H73ZM183 83V82H182ZM48 84H51V82L50 83H48ZM72 84V83H71ZM122 84V83H121ZM175 84V83H174ZM245 84V83H244ZM1 85H3V83L1 84ZM35 85H36V87H35ZM46 85V84H45ZM51 85H53V84H51ZM56 85H59V84H56ZM61 85L58 87V92H59V90H60V88H61ZM126 85V84H125ZM132 85V84H131ZM235 85V84H234ZM41 86H44V85H41ZM49 86V85H48ZM48 86L46 85V87L48 88ZM76 86V85H75ZM129 86V85H128ZM128 86H125V87H127L128 88ZM132 86H134V85H132ZM169 86V85H168ZM40 87V86H39ZM38 87V88H39ZM57 87V86H56ZM72 87H74V85L72 84ZM124 87V86H123ZM124 87V88H125ZM180 87V86H179ZM204 87V86H203ZM41 88V87H40ZM44 88V87H43ZM47 88H45V90L47 89ZM55 87H53V89H54ZM121 88V87H120ZM130 88V87H129ZM137 89H135V88H132L133 90L132 91H134L135 93H136V91L138 92V95H136L137 96V100L136 99H133V98H129V97H131L129 94L130 93H128V96L127 95H125V96H127L128 98H126L125 100H124V98L125 97H122L123 98V100L124 101H122L121 102V100H120V103H118L117 101V105L115 106H113L115 109H112V110H116L117 111V113L119 112L120 114V116H121V112H123V114L122 115H124V114H127V113H124V109L126 108L127 110H128V108H130L129 110H131L132 109V107L133 106H136L135 108H133L132 109V111H134L132 114L130 113V111H129V113L131 114V115H133V114H135V111L137 112V110H135V109H139L140 107V105L138 104V103H143L144 104V101H146V91H147V88H146V86H145V84L144 83H142V84H140V85H138L137 87H136ZM245 88V87H244ZM12 89L15 91V92H17V93H19L20 92V94L22 95V98H19V100H17V96H19V95H14L15 97H16V99L14 98V96L12 97L11 95L12 94H15V92L13 93V92H11L12 91ZM53 89L52 90H50L51 91V93H52V91H53ZM68 89V90H67ZM113 89V88H112ZM126 89V88H125ZM124 89V90H125ZM180 89V88H179ZM181 89H182V87H181ZM237 89V88H236ZM11 90V91H10ZM39 90V89H38ZM55 90H56V88H55ZM61 90H60V92H61ZM67 90V91H66ZM71 90H73V89H71ZM127 90H129V89H127ZM126 90V91H127ZM11 92V95H9L10 94V92ZM24 91H26V92H24ZM41 91H44V90H42L41 89ZM49 91V92H50ZM116 91H117V88H116ZM115 91V92H116ZM119 91V90H118ZM125 91V92H126ZM176 91H178L177 89H176ZM206 91V90H205ZM34 92L36 93V96H35V94H34ZM55 92V91H54ZM57 92V91H56ZM55 92V93H56ZM57 92V93H58ZM59 92V93H60ZM112 92V91H111ZM115 92H113V93H115ZM128 92H131V91H128ZM185 92V91H184ZM236 92V91H235ZM9 93V94H8ZM24 93H26L27 95L29 94V93H32V98L31 99H27L26 97H28V96H25L24 95ZM62 93V92H61ZM80 93V92H79ZM124 93V92H123ZM127 93V92H126ZM134 93V94H135ZM148 93V92H147ZM187 93V92H186ZM222 93V92H221ZM40 94H41V92H40ZM50 94V93H49ZM63 94V93H62ZM125 94V93H124ZM131 94H132V92H131ZM134 94H132V96L134 95ZM243 94V93H242ZM6 95V96H7ZM61 95V94H60ZM64 95V94H63ZM113 95V94H112ZM121 95H122V93H121ZM185 95V94H184ZM184 95H183V98H184ZM5 96V97H6ZM45 96V95H44ZM49 96V95H48ZM54 96V95H53ZM66 96V95H65ZM84 96H86V95H84ZM135 96V95H134ZM173 96V95H172ZM21 97V96H20ZM24 97V98H23ZM179 97H180V95H179ZM222 97V96H221ZM236 97V96H235ZM234 97V98H235ZM41 98H42V96H41ZM26 99V100H25ZM43 99V98H42ZM148 99V98H147ZM1 100V99H0ZM167 100V99H166ZM229 100V99H228ZM114 101V100H113ZM198 101V100H197ZM233 101V100H232ZM255 101H253V103L255 102ZM12 102V103H13ZM115 102V101H114ZM169 102V101H168ZM226 102H228V101H226ZM243 102V101H242ZM245 102V101H244ZM93 103H95V102H93ZM113 103V102H112ZM205 103V102H204ZM210 103V102H209ZM247 103H249V102H247ZM246 103V104H247ZM8 104V105H7ZM11 104V103H10ZM111 104V103H110ZM113 104H116V103H113ZM229 104V103H228ZM245 103H242V105H240V103L239 104H237V105H233L234 107H230V109H228L227 111H226V113L225 114H223V116H225L224 118L222 117V122L224 123V125H225V127L226 128H229V130H231V133L230 132H227V135H228V137H237L238 135V137H242L243 139H245L246 138V136L248 135V133H246V130L247 131H249L250 130V133L252 132V130H253V132L255 133V130H258L260 127H262V128H260L261 129V132L264 130V111H262V109L259 107V109H257V107H256V105L254 106V108H255V112H253V113H251V114H249V115H247L246 114V112H245V115H240V111L241 110H243V109H241L242 107L241 106H243ZM91 105V104H90ZM207 105V104H206ZM101 106V105H100ZM110 106V105H109ZM111 106V108H113ZM223 106V105H222ZM249 106V105H248ZM16 107V108H15ZM94 107V106H93ZM102 107V106H101ZM142 107H143V105H142ZM1 108V107H0ZM11 108V109H10ZM81 108H83V106L81 107ZM86 108V107H85ZM95 108V107H94ZM98 108V107H97ZM144 108V107H143ZM146 108V107H145ZM203 108V107H202ZM248 108H250V107H248ZM253 108V109H254ZM38 109V108H37ZM80 109V108H79ZM77 109L76 111H77V113H76V111H75V113H76V116L78 117V118H80V120L79 121H81V118L82 117H84V115L86 116V113L84 114V113H81V110L82 109ZM88 109V108H87ZM86 109V110H87ZM125 109V110H126ZM141 109V108H140ZM183 111L185 112V114H186V106L185 105H183ZM85 110V111H86ZM110 108H109V111L108 112H110ZM4 111V110H3ZM115 111V112H116ZM131 111V112H132ZM207 111V110H206ZM234 111L237 113V115H234ZM15 114H14V113ZM88 112V111H87ZM91 112H93V111H91ZM240 112V113H239ZM3 113H5V111L3 112ZM8 113V114H9ZM117 113H115L116 115H118ZM128 113V114H129ZM5 114H7V113H5ZM4 114V115H5ZM8 114H7V116H8ZM84 114V115H83ZM94 114V113H93ZM108 114V113H107ZM208 114V113H207ZM212 114V113H211ZM217 114V113H216ZM89 115H90V113H89ZM89 115H87V117L89 116ZM106 115V114H105ZM115 115V116H116ZM135 115H137L138 116V114L136 113ZM135 115H133L132 117H134ZM139 115H141V114H139ZM145 115V114H144ZM177 115V114H176ZM215 115V114H214ZM125 116V118L128 116H126V115H124ZM142 116V115H141ZM237 116V117H236ZM77 117H74V118H76L77 119ZM95 117V116H94ZM109 117V116H108ZM112 117H113V115H112ZM146 117V116H145ZM151 117V116H150ZM9 118H11V116L9 117ZM85 118V121H87L88 122V124L90 125V123H89V120H87L86 119V117H84ZM107 118V117H106ZM105 118V119H106ZM111 118V117H110ZM109 118V119H110ZM120 118V117H119ZM122 118L123 117H121L120 119L122 120ZM135 118V117H134ZM133 118V119H134ZM137 118H139V117H137ZM141 118H144V117H140V119ZM149 118V117H148ZM187 118V117H186ZM226 118H228V119H226ZM94 119V118H93ZM98 119V118H97ZM145 119V118H144ZM206 119V118H205ZM215 119V118H214ZM213 119V120H214ZM8 120V119H7ZM78 120H76V121H78ZM117 120H118V118H117ZM123 120L125 121L126 119H124L123 118ZM134 120H137V119H134ZM143 120V119H142ZM148 120V119H147ZM150 120V119H149ZM155 120V119H154ZM180 120V119H179ZM78 121V122H79ZM82 121H83V118H82ZM92 121V120H91ZM96 121V120H95ZM110 121V120H109ZM112 121H116V120H112ZM120 121V120H119ZM146 121V120H145ZM153 121V120H152ZM156 121V120H155ZM1 122V121H0ZM132 123V121L131 120H128V121H126V123L124 124L123 122V124L126 126H124L123 124H121L122 126H124L126 129H128L129 128V130H131L130 129V127H132L133 126V124L131 125V123ZM135 121H133V123H134ZM138 122H140V121H138ZM207 122H208V120H207ZM206 122V123H207ZM215 122V121H214ZM2 123H4V125H5V128H6V126H7V128L10 126H8V123H7V121H6V124H5V122L4 121H2ZM45 123V122H44ZM83 123H85L86 124V122H83ZM83 123H81L80 122V124L79 125H81V124H83ZM91 123H93V122H91ZM95 123V122H94ZM106 123V122H105ZM114 123V122H113ZM118 123V121L116 122V123H114V124H111V126L112 125H114V127H116L115 126V124H117ZM127 123H129V124H127ZM141 123V122H140ZM147 123V122H146ZM150 123V122H149ZM14 124V125H13ZM81 125V126H86V125ZM119 124V123H118ZM118 124H117V126H118ZM136 124H138V123H136ZM136 124H134V125H136ZM143 124H144V122H143ZM154 124V123H153ZM208 124V123H207ZM105 125V124H104ZM121 125H120V127H121ZM131 125V126H130ZM111 126H108L107 128H109V127H111ZM127 126H129V127H127ZM139 126V125H138ZM155 126V125H154ZM1 127V126H0ZM4 127V126H3ZM80 127V126H79ZM123 127V128H124ZM135 127V126H134ZM140 127V129H138L140 132H141V136L143 137V136H145V139H147L146 138V136L148 137V134H147V131H146V133L145 134H147V135H144V131H145V129L144 128H141L142 127V125L141 126H139ZM144 127H145V125H144ZM147 127V126H146ZM170 127V126H169ZM10 128V127H9ZM8 128V129H9ZM92 128H94V127H92ZM102 128V127H101ZM119 128V127H118ZM122 128V127H121ZM2 129H4V128H2ZM111 130H112V128H110ZM116 128H114L113 130L114 131H116L115 133H117L119 130H120V128H119V130L117 129V130H115ZM133 129V128H132ZM144 130L143 132L141 131V130ZM148 129V128H147ZM155 129H156V127H155ZM10 130H12L11 128H10ZM15 130V129H14ZM14 130H12V131H14ZM80 130V129H79ZM105 130H106V128H105ZM111 130H108V131H106V133L107 132H109V131H111ZM134 130V129H133ZM228 130V129H227ZM3 131V130H2ZM6 131V130H5ZM8 132H9V130H7ZM17 131V130H16ZM123 131V130H122ZM135 131H137V130H135ZM260 131V130H259ZM15 132V131H14ZM22 132H20V133H22ZM104 132V131H103ZM134 132V131H133ZM5 133V132H4ZM12 133V132H11ZM18 133V132H17ZM17 133H15V134H17ZM89 133V132H88ZM105 133V134H106ZM111 133H112V131H111ZM114 133V134H115ZM118 133H120L121 134V131L120 132H118ZM150 133V132H149ZM166 133V132H165ZM226 133V132H225ZM249 133V134H250ZM253 133V134H254ZM257 133V132H256ZM263 133V132H262ZM15 134H13V135H15ZM28 134V133H27ZM26 134V135H27ZM103 134V133H102ZM123 134H124V132H123ZM138 134V135H139ZM238 134V135H237ZM12 135V136H13ZM104 135V134H103ZM111 135H113V134H111ZM137 135V136H138ZM151 135V136H150ZM149 136H150V138H152L153 139V137H152V135H153V133H152V131H151V134H150ZM255 135V134H254ZM136 136V135H135ZM136 136V137H137ZM226 136V135H225ZM249 136V135H248ZM251 136V135H250ZM255 136H259L258 135V133H257V135H255ZM262 136V135H261ZM9 137V136H8ZM108 137V136H107ZM112 137V136H111ZM131 137V136H130ZM142 137H140V138H142ZM158 137V136H157ZM227 137V136H226ZM252 137V136H251ZM250 137V138H251ZM1 138H2V136H1ZM1 138H0V143H2V141H1ZM10 138V137H9ZM86 138V137H85ZM248 138V137H247ZM157 139H160L159 137L158 138H156L155 140H157ZM227 139V138H226ZM232 139H234V138H232ZM253 139V138H252ZM264 139V135H263V138H262V140ZM5 140V138H3V141ZM109 139H106V141L105 142H107ZM137 140V139H136ZM164 140V139H163ZM215 140V139H214ZM249 140H251V139H249ZM249 140H246V141H249ZM258 140V139H257ZM6 141V140H5ZM5 141L3 142L4 144H5ZM110 141H115L114 139H111ZM146 141V140H145ZM150 141V140H149ZM226 141V140H225ZM246 141H244V142H246ZM256 142V140H253V142ZM259 141V140H258ZM264 141V140H263ZM148 142V141H147ZM157 142H158V140H157ZM161 142V141H160ZM167 142L168 141H166V144H167ZM250 142V141H249ZM96 143V142H95ZM98 143V142H97ZM97 143L96 144H94V145H97ZM102 143V142H101ZM104 143V142H103ZM102 143V144H103ZM114 143V142H113ZM146 143V142H145ZM259 143V142H258ZM83 144V143H82ZM86 143H84V145H85ZM107 144V143H106ZM144 144V143H143ZM142 144V145H143ZM160 144V143H159ZM165 144V143H164ZM231 144V143H230ZM236 144V143H235ZM246 144H247V142H246ZM262 144V143H261ZM0 145H2V144H0ZM6 145V144H5ZM4 145V146H5ZM145 145V144H144ZM162 145V144H161ZM237 145V144H236ZM248 145V144H247ZM262 145H264V144H262ZM92 146H93V144H92ZM91 145H90V147L91 148H94L95 149V147L93 146L92 147ZM104 146V145H103ZM146 146V145H145ZM250 146V145H249ZM255 146H256V144H255ZM97 147H98V145H97ZM106 147V146H105ZM108 147V146H107ZM147 147H148V145H147ZM163 147H164V145H163ZM169 147V146H168ZM233 147V146H232ZM245 147V146H244ZM251 147H253V146H251ZM82 148V147H81ZM90 148V150L92 151V149ZM100 148H101V146H100ZM131 148V147H130ZM236 148V147H235ZM257 148H259V147H257ZM80 148H78V151L80 152V154L82 155L83 153H81L82 151H83V149H81V150H79ZM103 149H105V148H103ZM107 149V148H106ZM122 149V148H121ZM135 149V148H134ZM142 149V148H141ZM254 149V148H253ZM260 149H262L261 147L258 149V150H260ZM264 149V148H263ZM4 150H5V159H4V164H8L9 163V161L12 159V157L11 156H9L8 155V152H9V144H7V146L6 147H4ZM77 149H75L74 150V152H73V150H72V152L75 154L77 151H76ZM87 150H89V148H87ZM96 150H97V148H96ZM96 150L94 151L95 153H96ZM99 150V149H98ZM113 150V149H112ZM120 150V149H119ZM118 150V151H119ZM133 150V149H132ZM136 150V149H135ZM154 150V149H153ZM158 150V149H157ZM156 150V151H157ZM232 150H233V148H232ZM76 151V152H75ZM100 151V150H99ZM102 151H104L103 153L105 154V150H102ZM125 151V150H124ZM122 152L123 154L125 153V152ZM128 151V150H127ZM126 151V152H127ZM129 151H131V150H129ZM140 151V150H139ZM142 151V150H141ZM146 151V150H145ZM164 151V150H163ZM263 151V150H262ZM69 152H70V150H69ZM79 152L78 153H76V155L77 154H79ZM117 152V151H116ZM136 152H137V150H136ZM135 152V153H136ZM143 152V151H142ZM152 152V151H151ZM247 152V151H246ZM256 152V151H255ZM68 153V152H67ZM73 153H69V154H71V158L69 157V156H67L68 158H70V159H72L73 161L75 160V158L77 159V156H79V155H75V156H72V154ZM95 153H92L91 152V155L92 154H94V156H91L90 158H92L93 159V161L95 160V158H101V156L99 157V156H97V157H95L96 155H95ZM73 154V155H74ZM85 154V153H84ZM99 154L101 155L102 153H100L99 152ZM118 154V153H117ZM134 154V153H133ZM132 154V155H133ZM260 154H261V151H260ZM66 155V154H65ZM103 155V154H102ZM122 155V154H121ZM127 155V154H126ZM129 155V154H128ZM136 155V157L138 156L139 157V154H135ZM263 155H264V153H263ZM64 156V155H63ZM84 156V155H83ZM82 156V157H83ZM86 156V155H85ZM105 156H107V155H105ZM105 156H103V157H105ZM117 156V155H116ZM134 156V155H133ZM151 156V155H150ZM66 157V158H67ZM75 157V158H74ZM80 157L81 156H79V159H80ZM81 157V158H82ZM108 157V156H107ZM107 157H106V159H107ZM159 157V156H158ZM264 157V156H263ZM262 157V158H263ZM85 158V157H84ZM83 158V159H84ZM119 158H122V156L121 157H119ZM139 158H141V156L139 157ZM249 158H251L250 156H249ZM254 158V157H253ZM260 158H261V156H260ZM88 159V158H87ZM91 159V160H92ZM105 158H102V160L101 161H103V160H106ZM125 158H123L122 160H124ZM252 159V158H251ZM251 159H249L250 161H251ZM78 160V159H77ZM100 160L98 161V160H95V162L97 161V163L98 164H96L95 162V164H96V167L98 168H101V167H104V165L103 164H107V161H106V163L104 162H101L102 163V166H99V163H100ZM132 160V159H131ZM133 160H134V158H133ZM135 160H136V158H135ZM142 160H144V159H142ZM148 160H150V159H148ZM164 160H166V159H164ZM248 160V161H249ZM256 160V159H255ZM81 161H82V159H81ZM84 161V160H83ZM85 161H86V159H85ZM89 161V160H88ZM86 161L88 164L91 162V161ZM121 161V160H120ZM126 161H128V158H127V160ZM151 161V160H150ZM159 161V160H158ZM238 161V160H237ZM56 162V159L52 162V163H50V165H49V167H47V168H45L44 169V171H43V173H40L39 175L40 176H37V177H34L33 179H34V184H31V185H28V186H26V188L23 190V191H21V192H19V193H16V194H11L10 195V198H13V199H18L19 201H20V209H19V212H18V214H17V216H19V214H20V212L22 211V212H24V217L25 218H20V219H22V221L20 220H18V218H17V220H18V224H19V226H17L16 228V230L17 231H19V232H21L20 234H21V240H20V242H21V244L18 246V247H20L21 246V248H20V250L19 251H17L16 252V254H14V255H16V256H14L15 257V262H13L12 264H187V259H185V258H183V255L181 254V253H178V255L179 254H181V256L179 255V256H177V251H173L175 254H176V256L177 257H174V256H172V255H174V254H172L173 252L172 251H170V250H168V246H164V245H162L161 244V242H158V240L157 239H155V238H152V237H148V236H146V232H145V230H144V225L146 224H143V220H146V222H147V220H149V221H151V222H149V223H151V225L153 226V225H155L157 228H160L159 226H161V224H162V222H161V220H164V219H166L167 217V214H169V213H171V214H173V212H175V214H176V216L178 215L179 217L181 216V217H185L186 216V218L188 217L187 215H191V214H194V212L195 211H193L191 208L189 209V205H187L186 204V202H183V201H186V200H183L182 202L183 203H178L177 205H175V207L173 206V204H171L170 206H171V208H172V210L170 209V211H168V210H161V209H159L158 208V212L156 211L155 213H153V216L152 215H148V213H146L145 215H147V217H141L142 219H139V222H138V224H135L132 228L130 227V226H127V228L128 227H130V230L129 229H127L126 231L127 232H125L124 234H122L121 236H119V238H115V242H112V240L111 241H109V243L107 244H104V238H106V235H104L103 234V232L101 233L100 231L98 232L97 231V229H98V227H96V228H94V229H96V230H94V231H97L98 233H101L100 235H98V236H101L102 234L105 236L104 238L102 237V239H101V237H99L100 238V240L98 239V236L97 235H95L97 238L96 239H98L97 241H92V236H91V232L92 231H90V237H92L91 239L89 238V236L87 237V238H89L88 240H90V242H88V243H85V244H82V246H85V247H82V246H80L81 244H79V245H77V246H80V248L79 249H76L74 246H76L75 244H76V242L78 243V240L77 239H73L74 237H72V236H76V234L78 235V233L80 232V234H81V223H82V220H83V218H85V217H89L90 215H92V218H90V219H88L90 222H91V219L92 220H94L93 218H94V216L98 213V212H100L101 210L103 211L104 209H109V207L110 206H108L107 205V203H105V201H102L101 203H100V201H99V199H98V201H97V204H91V203H88V200H87V204H85V209L87 210V212H88V214L89 215H87V216H83V218L81 219V218H79V213H78V208H77V206H75V205H72V201L70 202L71 204H66L65 205V203H64V207L62 206V207H60V205H61V203H62V194H64V193H62L61 194V196L59 197V198H57V196H58V193H60V192H62L61 191V189H58V188H56V190H60V192H58V193H56L55 192V187H56V185H57V182H54V180L52 181V180H49L48 179V177L47 176H49L51 173H52V170H50V169H52V168H54V166H55V164L57 163H55ZM79 162H80V160H79ZM123 162H125V160L123 161ZM131 162H133V161H131ZM143 162H145V160L143 161ZM149 162V161H148ZM71 163H74V162H71ZM78 163V162H77ZM82 163H84V162H82ZM82 163L80 162V163H78V164H80L79 166H82V169H83V165H82ZM93 163V162H92ZM92 163H90V164H92ZM122 163V162H121ZM139 163V162H138ZM154 163V162H153ZM164 163V162H163ZM60 164V163H59ZM88 164H86V167L88 166ZM128 164L129 163H127V166H128ZM131 164H133V163H131ZM148 164V163H147ZM155 164V163H154ZM251 164V163H250ZM62 164H60V166H61ZM75 165V164H74ZM98 165V166H97ZM101 165V164H100ZM126 165V164H125ZM137 165V164H136ZM149 165V164H148ZM160 165V164H159ZM60 166H59V168H60ZM77 166V165H76ZM95 166V165H94ZM94 166H92L91 168H93ZM123 165H121L120 166V170H119V167L117 166L116 168H118L117 169V171H118V173H113V174H115L114 176H117V174H119L120 175V172L119 171H121V170H124V169H121V167H122ZM126 166V167H127ZM170 166V165H169ZM168 166V167H169ZM244 167L245 166V172H246V170H247V172H249V170L247 169V166L246 165H241V167ZM57 167V166H56ZM85 167V166H84ZM108 167V166H107ZM112 167V166H111ZM124 167V166H123ZM240 167V168H241ZM98 168V169H99ZM110 168V167H109ZM108 168V169H109ZM130 168H131V166H130ZM136 168H137V166H136ZM262 168H263V166H262ZM56 169V168H55ZM62 169V171H63V168H61ZM94 169H96L95 167L93 168V169H91V171L93 172V174H95L94 176H95V178L97 177L96 176V174L98 175V174H100L99 172H100V169H99V171H98V169H97V173H96V170H94ZM103 169H106V167L105 168H103ZM102 168H101V173H104V175L102 174H100L101 176H104L105 177V175H106V173L105 172H102V170H103ZM113 169H115V168H113ZM129 169V168H128ZM134 169V168H133ZM50 170V171H49ZM58 170V169H57ZM84 170V169H83ZM83 170H81V173H82V171ZM49 171V172H48ZM56 171V170H55ZM88 171H89V169H88ZM94 171H95V173H94ZM103 171H105V170H103ZM108 171V170H107ZM113 171H115V170H113ZM124 171H126V169L124 170ZM128 171V170H127ZM129 171H130V169H129ZM128 171V172H129ZM144 171V170H143ZM178 171V170H177ZM185 171V170H184ZM240 171V170H239ZM244 171H243V173H244ZM48 172V173H47ZM53 172H54V169H53ZM64 172V171H63ZM242 172V171H241ZM246 172V173H247ZM254 172L255 171H253V174H254ZM50 173V174H49ZM75 173V172H74ZM79 173V172H78ZM80 173V174H81ZM89 173V177L90 176H92V175H90V174H92V173H90V172H88ZM111 173V172H110ZM112 173H111V175H112ZM122 173V172H121ZM131 173V172H130ZM199 173V172H198ZM243 173H241V174H243ZM45 174H49V175H46V177H47V179H45ZM108 174V173H107ZM174 174V173H173ZM176 174V173H175ZM189 174V173H188ZM240 174V173H239ZM240 174V175H241ZM245 174V173H244ZM243 174V175H244ZM252 174V175H253ZM264 174V173H263ZM43 175H44V177H43ZM59 175H61V173L59 174ZM98 176L96 179L98 180V178H100L101 176ZM110 175V176H111ZM122 175H123V173H122ZM127 175H128V173H127ZM178 175V174H177ZM187 175V174H186ZM199 175V174H198ZM243 175H242V177H243ZM250 175V177H251V174H249ZM64 176V175H63ZM81 176H83V175H81ZM107 176V175H106ZM108 176H109V174H108ZM107 176V177H108ZM109 176V177H110ZM131 176V175H130ZM130 176H128V177H130ZM138 176H140V174H138L137 176H135L134 178V180H136V177L137 178H139V181H141L142 182V180H140V178H141V176L140 177H138ZM171 176V175H170ZM188 176V175H187ZM202 176V175H201ZM257 176V175H256ZM84 177H85V175H84ZM104 177H102V178H104ZM109 177H108V179H109ZM121 177H123V176H121ZM189 177V176H188ZM204 177V176H203ZM249 177V176H248ZM74 178H75V176H74ZM78 178V177H77ZM76 178V179H77ZM86 178V177H85ZM91 178V177H90ZM90 178H88V179H90ZM111 178H113V177H111ZM114 178H116V177H114ZM143 178V177H142ZM171 178H173V177H171ZM199 178V177H198ZM241 178V177H240ZM9 179L10 178H7L5 175H3V174H0V180H3L4 182H8L9 181ZM87 179V180H88ZM107 178H105L104 180H106ZM144 179H145V177H144ZM153 179V178H152ZM175 179V178H174ZM189 179V178H188ZM73 180V179H72ZM94 180V178H93V176H92V181ZM97 180H94L93 182H94V185H92V187L94 186L95 187V182L97 181ZM101 180V178L99 179V181ZM117 180V179H116ZM127 181H129V178L128 179H126ZM132 180V179H131ZM130 180V181H131ZM154 180V179H153ZM153 180H149V181H151L150 183L153 185ZM201 180V179H200ZM253 180V179H252ZM251 180V181H252ZM257 180V179H256ZM86 181V180H85ZM90 181H91V179H90ZM114 181V180H113ZM127 181H125V182H127ZM147 180L145 179L143 182L145 183ZM174 181V180H173ZM184 181V179L182 180V182ZM211 181V180H210ZM74 182V181H73ZM84 182V181H83ZM98 182V181H97ZM124 182V183H125ZM138 182V181H137ZM155 182H157V181H155ZM159 182V181H158ZM161 182V181H160ZM193 182V181H192ZM201 182V181H200ZM208 182H209V180H208ZM65 183V182H64ZM70 183V182H69ZM75 183V182H74ZM77 183V182H76ZM75 183V184H76ZM87 183V182H86ZM91 184H92V182H90ZM89 183V184H90ZM100 183V182H99ZM98 183V184H99ZM104 183V182H103ZM103 183H101V184H103ZM128 184L129 183H131V182H127ZM138 183H140V182H138ZM174 183V182H173ZM179 183V182H178ZM194 183V182H193ZM203 183V182H202ZM58 184H59V182H58ZM67 184H68V181H67ZM66 184V185H67ZM71 184V183H70ZM75 184H73V185H75ZM140 184H142V183H140ZM150 184V185H151ZM183 184V183H182ZM241 184V183H240ZM73 185H71V186H73ZM122 185H123V183H122ZM126 185V184H125ZM135 185L136 186H138L136 183H135ZM143 185V184H142ZM145 185V184H144ZM149 185V184H148ZM151 185V186H152ZM64 186V185H63ZM105 186V185H104ZM147 185H145V187L144 188H147V192L149 191L148 190V187H146ZM155 186V185H154ZM154 186H152V187H154ZM185 186V185H184ZM187 186V185H186ZM208 186H209V183H208ZM215 186V185H214ZM68 187V186H67ZM66 187V188H67ZM90 187V186H89ZM91 187V188H92ZM97 187V186H96ZM133 188L131 189V191H133V189L135 190V188H134V185L132 186ZM139 188H140V185L138 186ZM137 187V188H138ZM165 187H166V185H165ZM178 187H179V185H178ZM217 187V186H216ZM65 188V189H66ZM98 188H99V185H98ZM121 188H122V186H121ZM136 188V189H137ZM142 188V187H141ZM143 188V189H144ZM149 188H151L150 186H149ZM160 188V187H159ZM177 188V187H176ZM180 188V187H179ZM182 188V187H181ZM205 188V187H204ZM35 189H36V191H37V189H39V191H40V194H41V197L40 198H38V201H37V198H36V201H35V203H32L31 202V200L33 199V198H35ZM80 189V188H79ZM117 189V188H116ZM123 189V188H122ZM155 189V188H154ZM183 189V188H182ZM209 189V188H208ZM211 189V188H210ZM210 189H209V191H210ZM213 189V188H212ZM257 189H258V187H257ZM68 190H70V189H68ZM68 190H65L66 192L68 191ZM72 190L73 189H71L70 191L72 192ZM88 190H90V188L88 189ZM92 190H95V189H92ZM101 190H103V188L102 189H100V191ZM113 190V189H112ZM120 191H121V189H119ZM126 190H127V188H126ZM140 190H142V189H140ZM144 190H146V189H144ZM152 190H153V188H152ZM179 190V189H178ZM177 189H176V191H178ZM181 190V189H180ZM63 191H64V188H63ZM70 191H68V192H70ZM76 191V190H75ZM110 191V190H109ZM109 191H106L103 195L105 196V194H106V196H107V193L109 192ZM115 191V190H114ZM130 191V189L128 190V192ZM220 191V190H219ZM80 192V191H79ZM112 193H113V191H111ZM111 192H109V196L112 194ZM117 192V191H116ZM123 192H125V189L123 190ZM122 192V193H123ZM134 192V191H133ZM133 192H131V193H133ZM137 192H139L140 193V191H137ZM137 192L135 191L133 194H137ZM149 192H151V189H150V191ZM210 192H212V191H210ZM89 194H91L90 192H88ZM101 193H103V192H101ZM118 193V195L119 194H121V193H119V192H117ZM117 193H115L114 192V194L116 195ZM146 193V192H145ZM154 193H156V191H154ZM190 193H192L191 191H190ZM217 193V192H216ZM258 193V192H257ZM3 194H5V193H3V190L2 189H0V195H3ZM69 194V193H68ZM126 194V196H128L127 194L128 193H125ZM253 194V193H252ZM70 195V194H69ZM92 195V194H91ZM95 195V194H94ZM122 195V194H121ZM120 195V196H121ZM139 195H141L142 196V194L140 193V194H138L137 195V197H139ZM144 195H146V196H148L147 194H144ZM194 195V194H193ZM193 195H190V196H193ZM239 195V194H238ZM255 195H257V194H255ZM65 196V195H64ZM75 196V195H74ZM97 196V195H96ZM98 196H101V194L100 195H98ZM105 196V197H106ZM112 196H114V195H112ZM117 196V195H116ZM123 196V195H122ZM135 196V195H134ZM140 196V197H141ZM146 196H143V197H146ZM150 196V195H149ZM229 196H232V195H229ZM240 197L239 198H241L243 195H239ZM65 197H66V199H65ZM65 197H63L65 200H67V196H65ZM71 197V196H70ZM84 197V196H83ZM88 197H90L89 195H88ZM102 197V196H101ZM118 197L119 196H117V199H118ZM136 197V198H137ZM142 197V198H143ZM244 197V196H243ZM91 198V197H90ZM89 198V199H90ZM126 198V197H125ZM124 198V199H125ZM150 198H151V196H150ZM184 198V197H183ZM189 198V197H188ZM196 198V197H195ZM234 198V197H233ZM238 198V199H239ZM73 199V198H72ZM75 199V198H74ZM105 199V198H104ZM111 199V198H110ZM117 199H115V203H116V206H117V203L119 204V201L118 202H116L117 201ZM121 199V198H120ZM141 199V198H140ZM231 199H232V197H231ZM236 199H237V197H236ZM34 200V199H33ZM64 200V201H65ZM101 200V199H100ZM112 200H114L113 198H112ZM125 200H127V201H125V202H131V200H132V197H131V200H130V198L129 199H125ZM129 200V201H128ZM135 200V199H134ZM134 200H132V202L134 201ZM136 200H138L139 201V199L137 198ZM142 200V199H141ZM188 200V199H187ZM190 200H193V199H189V201ZM235 199H233V201H234ZM137 201V203L136 204H140L139 202ZM145 201H146V199H145ZM232 201V202H233ZM236 201V200H235ZM234 201V202H235ZM29 202H31V204L30 205H28V203ZM112 202V201H111ZM114 202V201H113ZM131 202V203H132ZM135 202L136 201H134V205H135ZM168 202V201H167ZM167 202H165V203H167ZM191 202H193V201H191ZM190 202V204L191 205H193L194 204V207H195V203H196V201L192 204ZM199 200H198V204H199ZM211 202H213L212 200H211ZM231 202V201H230ZM230 202H229V204H230ZM237 202V201H236ZM73 203H74V200H73ZM99 203V204H98ZM115 203H113V204H115ZM121 203V202H120ZM122 203H124V200H123V202ZM130 203V204H131ZM125 204V203H124ZM129 204V205H130ZM133 204V203H132ZM186 204V205H185ZM211 204V203H210ZM234 204V203H233ZM78 205V204H77ZM120 205V204H119ZM119 205H118V207H119ZM128 205V204H127ZM125 206V207H128V206ZM199 205H201V204H199ZM198 205V206H199ZM232 205V204H231ZM250 205V204H249ZM114 206V205H113ZM121 206L123 207V204H121L120 205V208L119 209H121ZM197 206V205H196ZM202 206V205H201ZM252 206V205H251ZM112 207V206H111ZM110 207V208H111ZM124 207V208H125ZM131 207V205L128 207V208H125V209H129V211H130V208ZM132 207L133 208H135L136 207V205H135V207L132 205ZM168 207V206H167ZM229 207H231V206H229ZM232 207H234V206H232ZM112 208H114V207H112ZM111 208V210L112 211H114L113 209ZM153 208H155V207H153ZM152 208V209H153ZM162 208V207H161ZM170 208V207H169ZM196 208V207H195ZM194 208V209H195ZM202 208V207H201ZM206 208H208V207H206ZM236 208H240V206L239 207H237L236 206ZM107 209H106V211H107ZM118 209V210H119ZM124 209V210H125ZM136 209H137V207H136ZM138 209H139V207H138ZM209 209V208H208ZM228 209V208H227ZM232 209L233 208H231L230 209V211H232ZM117 210V209H116ZM122 210V209H121ZM154 210H157V209H154ZM199 210H202V209H199ZM206 210V209H205ZM205 210H204V212H205ZM210 210V209H209ZM234 210H235V208H234ZM259 210V209H258ZM112 211L110 212L111 214H112ZM126 211V210H125ZM173 211V212H172ZM82 212H85V210H83ZM86 212V213H87ZM109 212V211H108ZM116 212H118V211H116ZM121 212V211H120ZM120 212H118V213H120ZM122 212H123V210H122ZM121 212V213H122ZM138 212V211H137ZM137 212L135 213V215L137 214ZM140 212V211H139ZM138 212V213H139ZM148 212V211H147ZM152 212V211H151ZM150 211H149V213H151ZM203 212V211H202ZM207 212V211H206ZM233 212V211H232ZM255 212H256V210H255ZM105 213V212H104ZM109 213V214H110ZM114 213V212H113ZM123 213H125V212H123ZM122 213V214H123ZM131 213V212H130ZM197 213V212H196ZM200 213V212H199ZM229 213V212H228ZM234 213V212H233ZM95 214V215H94ZM122 214H121V216H122ZM125 214H128V213H125ZM132 214V213H131ZM207 214V213H206ZM253 214V213H252ZM82 215V214H81ZM84 215V214H83ZM103 215V214H102ZM108 214H106V216H107ZM113 215V214H112ZM115 215V214H114ZM120 215V214H119ZM124 215V214H123ZM130 215V214H129ZM139 215V214H138ZM142 215V214H141ZM174 215V214H173ZM209 215V214H208ZM211 215H213L212 213H211ZM104 216V215H103ZM102 216V217H103ZM132 216H134V215H132ZM137 216V215H136ZM140 216V215H139ZM144 216V215H143ZM195 216V215H194ZM87 217V218H88ZM99 217V216H98ZM105 217V216H104ZM108 217V216H107ZM107 217H105V219H104V221L107 219ZM119 217V216H118ZM117 217V218H118ZM130 217V216H129ZM135 217V216H134ZM190 217V216H189ZM191 217H193V216H191ZM198 217V216H197ZM208 217V216H207ZM214 217V216H213ZM216 217V216H215ZM114 218V217H113ZM116 218V217H115ZM115 218H114V220H115ZM121 217H119V219H120ZM123 218V217H122ZM121 218V219H122ZM126 218V217H125ZM131 218H133V217H131ZM136 218H138V217H136ZM202 218V217H201ZM216 218H218V217H216ZM99 219H100V217H99ZM135 219V218H134ZM177 219V218H176ZM179 219V218H178ZM177 219V220H178ZM190 219V218H189ZM198 219V218H197ZM205 219V218H204ZM208 219V218H207ZM206 219V220H207ZM209 219H210V217H209ZM16 220V221H17ZM86 220V219H85ZM84 220V221H85ZM88 220H86L85 222H88ZM126 220V219H125ZM124 220V221H125ZM127 220H128V217H127ZM126 220V221H127ZM131 220V219H130ZM133 220V219H132ZM174 220V219H173ZM193 220V219H192ZM192 220H190V222H189V224L191 223V221ZM213 219H211L210 221H212ZM216 220V219H215ZM219 220V219H218ZM16 221L14 222V224H16ZM103 221V222H104ZM107 221L108 220H106V223H107ZM112 221V220H111ZM119 221L120 220H118L117 222H118V224H119ZM126 221H125V223H126ZM209 221V220H208ZM217 221V220H216ZM215 221V222H216ZM221 221V220H220ZM219 221V222H220ZM84 222V223H85ZM93 222V221H92ZM113 222V221H112ZM134 222H136V220L134 221ZM160 222H161V224H160ZM194 221H192V223H193ZM196 223H198L197 221H195ZM218 222V221H217ZM237 222V221H236ZM239 222V221H238ZM242 221H240V223H241ZM244 222V221H243ZM246 222V221H245ZM248 222V221H247ZM253 222H254V224H255V227H253V228H242L241 226H236V227H231V228H233L234 230H232V231H236L235 232V235H237L236 233H239V235H244L242 238H244L245 236H247V237H245V238H247V239H252V238H254V239H256V241L258 242V245H259V243L262 245V247H263V250H264V233H260V232H257V231H255V229L256 228H258V227H260V224L261 223H263L264 222V216H262V217H259V218H253ZM95 223V222H94ZM93 223V224H94ZM97 223V224H96ZM96 225H99V220L98 221H96ZM101 223H102V221H101ZM114 223H116L115 221H114ZM130 223V222H129ZM164 223V222H163ZM186 223H188V222H186ZM196 223H195V225H196ZM209 223V222H208ZM235 223V222H234ZM18 224H16V225H18ZM86 224V223H85ZM105 224V223H104ZM112 224V223H111ZM118 224H114V226H116V225H118ZM127 224V223H126ZM131 224H132V222H131ZM130 224V225H131ZM182 224V223H181ZM199 224V223H198ZM205 224H207V222L205 223ZM210 224V223H209ZM212 224V223H211ZM218 224V223H217ZM63 225V226H62ZM88 225V224H87ZM90 225L92 226V223H90ZM120 225V224H119ZM133 225V224H132ZM150 225V224H149ZM215 225V224H214ZM220 225V224H219ZM234 225V224H233ZM61 226H62V228L64 229V228H66V229H64V230H62L61 229ZM65 226V227H64ZM86 226V225H85ZM89 226V225H88ZM90 226V227H91ZM95 226V225H94ZM109 226V225H108ZM200 226H203V225H200ZM199 226V227H200ZM206 226V225H205ZM225 226V225H224ZM223 226V227H224ZM155 227V228H156ZM164 227V226H163ZM170 227V226H169ZM191 226H189V228H190ZM198 227V228H199ZM85 228H87V227H85ZM92 228V227H91ZM93 228L91 229V230H93ZM107 228V227H106ZM152 228V227H151ZM181 228V227H180ZM185 228V227H184ZM206 228H207V226H206ZM205 228V229H206ZM214 228H216L215 226H214ZM219 228V227H218ZM225 228H227V227H225ZM225 228H224V230H225ZM68 229V231L67 232H69L68 234H70L69 236L67 235V233L65 232V230H67ZM104 229V228H103ZM111 229V228H110ZM117 229H118V227H117ZM146 229V228H145ZM168 229H170V228H168ZM195 229H197V226H196V228ZM203 230V227H202V230L205 232L206 230ZM208 229V228H207ZM12 233L13 232H15L14 230H15V227H14V225H12ZM109 230V229H108ZM125 229H123V231H124ZM193 230V229H192ZM198 231H200L199 232V234L200 233H202L201 232V227H200V230L199 229H197ZM211 230V229H210ZM231 230V229H230ZM93 231V232H94ZM103 231V230H102ZM173 231V230H172ZM172 231H170V232H172ZM175 231V230H174ZM198 231H197V233H198ZM223 231V230H222ZM221 231V232H222ZM231 231V232H232ZM165 232V231H164ZM105 233V232H104ZM120 233H122V232H120ZM208 233V232H207ZM206 233V234H207ZM214 233V232H213ZM212 233V234H213ZM242 233V234H241ZM4 234H5V236H4ZM19 234V235H20ZM87 234V233H86ZM94 234V233H93ZM169 234V233H168ZM170 234H172V233H170ZM173 234H174V232H173ZM204 234V233H203ZM217 234V233H216ZM223 234V233H222ZM233 234V233H232ZM6 235H7V230H5V229H3V228H0V256H2L4 253H5V255H6V252H4L5 251V248H6V243L5 242H3V240L5 241L6 239H7V237H6ZM102 235V236H103ZM115 235V234H114ZM234 235V234H233ZM239 235H238V237H237V239H239ZM16 236H18V235H16ZM94 236V235H93ZM110 236V235H109ZM173 236H175V235H173ZM173 236H171V237H173ZM184 236V235H183ZM193 236V235H192ZM196 236V235H195ZM218 236V235H217ZM248 236H250V238H248ZM164 237V236H163ZM171 237H170V239H171ZM181 236H179V238H180ZM203 237H205V236H203ZM210 237V236H209ZM214 237H216V236H214ZM214 237H212V238H214ZM223 237H224V235H223ZM228 237H229V235H228ZM234 237V236H233ZM241 237V236H240ZM18 238V237H17ZM109 238H111V237H109ZM166 238H169V236L168 237H166ZM198 238V237H197ZM219 238V237H218ZM217 238V239H218ZM221 238V237H220ZM236 238V237H235ZM234 238V240L236 241V239ZM14 239V238H13ZM42 239L43 240H45L46 242H44L43 243V246H37L38 247V250L36 249H34V251L32 250L33 248H32V245H34V244H38V243H41V241H42ZM117 239V240H116ZM163 239V238H162ZM161 239V240H162ZM184 239V238H183ZM194 239H196V238H194ZM206 239V238H205ZM223 239H225V237L223 238ZM87 240V241H88ZM179 240V239H178ZM189 240V239H188ZM187 240V241H188ZM193 240V239H192ZM210 240V239H209ZM209 240H207V241H209ZM231 240H233V239H231ZM244 240H246V239H244ZM11 241V240H10ZM10 241L8 242V244L10 243ZM159 241H160V239H159ZM211 241V240H210ZM209 241V242H210ZM248 241H250V243H251V241L252 240H248ZM111 242V243H110ZM176 242V241H175ZM223 242V241H222ZM242 242V241H241ZM241 242L239 243V244H241ZM3 243H4V245H3ZM186 243V242H185ZM220 243V242H219ZM243 243V242H242ZM249 243V242H248ZM8 244H7V247L9 248V246H8ZM13 243H12V241H11V245H12ZM16 244V243H15ZM36 244V245H37ZM73 244H74V246H73ZM186 244H188V243H186ZM205 244V243H204ZM209 244V243H208ZM213 244H216V243H213ZM213 244H211V242H210V245H213ZM238 244V245H239ZM245 244H247V243H244V245ZM17 245V244H16ZM15 245V246H16ZM38 245H40V244H38ZM173 245V244H172ZM178 245V244H177ZM182 245H184V244H182ZM243 245V246H244ZM250 245H253V244H250ZM257 245V246H258ZM12 246H14V245H12ZM11 246V247H12ZM35 246V245H34ZM33 246V247H34ZM71 246H73L74 247V249H76V250H72L71 249ZM174 246V245H173ZM214 246V245H213ZM241 246H242V244H241ZM248 246V245H247ZM10 247V248H11ZM72 247V248H73ZM177 247V246H176ZM210 247V246H209ZM244 247H246V246H244ZM255 247V246H254ZM253 247V248H254ZM260 247V246H259ZM10 248H9V250H10ZM14 248V247H13ZM31 248V250H30V252L31 251H33L34 253H35V256L34 257H32L31 258V255H32V253H31V255L29 254L28 255V249H30ZM177 248H180V247H177ZM201 248V247H200ZM243 248V247H242ZM241 248V249H242ZM251 248H252V246H251ZM12 249V248H11ZM173 249H174V247H173ZM213 248H211V250H212ZM214 249H215V247H214ZM239 249V248H238ZM241 249H240V251H241ZM13 250V249H12ZM12 250H11V252H12ZM15 250V249H14ZM18 250V249H17ZM23 250V251H22ZM183 250V249H182ZM189 250V249H188ZM242 250H244V248L242 249ZM251 250H253V249H251ZM256 250H257V248H256ZM260 250H261V248H260ZM168 251H170V252H172L171 254V256H168ZM258 251H259V249H258ZM9 252V251H8ZM11 252H9V253H11ZM214 252V251H213ZM251 252V251H250ZM259 252H261V251H259ZM8 253V254H9ZM203 253H205V252H203ZM207 253H211V252H207ZM206 253V254H207ZM242 253V252H241ZM12 254H13V252H12ZM170 254V253H169ZM199 254V253H198ZM214 254V253H213ZM250 254V253H249ZM4 255V256H5ZM34 255V254H33ZM32 255V256H33ZM187 255V254H186ZM186 255H184V256H186ZM211 255V254H210ZM258 255V254H257ZM260 255H262V252H261V254ZM10 256V254L8 255V257ZM12 256V255H11ZM249 256V255H248ZM251 256V255H250ZM14 257H12V258H14ZM187 257V256H186ZM190 257V256H189ZM197 256H195V258H196ZM201 257V256H200ZM199 256H198V258H196V260L193 262V264H202L203 262H196L197 261V259L198 260H202V257L200 258ZM190 258H192V257H190ZM189 258V259H190ZM194 258V259H195ZM200 258V259H199ZM232 258V257H231ZM241 258H243V257H241ZM249 258V257H248ZM251 258V257H250ZM254 258V257H253ZM251 259V261L250 260H248V261H250L249 262V264H262V263H259V262H261V261H257L256 259L254 260V259ZM0 259H2V257L0 258ZM188 259V260H189ZM237 259V258H236ZM259 259V258H258ZM261 259H264V258H261ZM5 260V259H4ZM3 260V261H4ZM206 260V259H205ZM7 261H8V258H7ZM203 261V260H202ZM246 261V263H248V261L247 260H245ZM242 262H243V260H242ZM242 262H240V263H242ZM263 262H264V260H263ZM4 263V262H3ZM2 263V261H1V263L0 264H3ZM8 263V262H7ZM204 264V263H203ZM243 264H245V263H243ZM264 264V263H263Z\"/></svg>",
  "mask_w": 264,
  "mask_h": 264
},
{
  "label": "snow or ice",
  "instance_id": "snow-or-ice-1",
  "mask_svg": "<svg viewBox=\"0 0 264 264\" xmlns=\"http://www.w3.org/2000/svg\"><path fill=\"white\" fill-rule=\"evenodd\" d=\"M36 4H44L46 2H51L53 4H64L65 0H33ZM96 4L98 7H82L77 8V12L85 13L91 17H96L99 19H103L106 12H110L116 20H120L121 12L124 13L125 16H131L132 11L135 9V4L130 2H125V0H96ZM167 28V26H165ZM103 35L105 37H109L110 28L104 27L102 29ZM110 38V37H109ZM91 43V42H90ZM72 44V40L68 39L64 43L59 45V55L65 56L66 47ZM49 47H52L49 45ZM205 47V45H198L193 51L199 50V48ZM139 51V50H138ZM107 52L106 48L101 47L99 49L98 55ZM57 54L53 53L55 57ZM68 55H74V53L69 52ZM184 56H188V52L183 53ZM115 62V61H114ZM60 68L58 69L63 75L64 72V60L61 59L59 61ZM140 65H137L139 67ZM96 68H100V61H96ZM29 75H32L31 73ZM172 77L169 74L168 77L165 78L164 83V91L167 92L169 90V86L167 81ZM93 82L96 81V76L92 77ZM64 80L66 82L69 81L68 76H64ZM125 80V76L120 75L116 79L111 80L109 83H106L104 86H100L97 90L91 95L84 96L82 99L75 100L71 94V83L68 84L69 93L67 95V104L68 107L63 108L60 111V116L65 117L63 126H58L55 130H52L49 134L40 135L39 131L35 136L32 135H23L20 133L15 134L11 139L5 138L9 144V152L8 155L12 157L8 164H4L5 159V150L4 146L0 145V174L5 175L7 178H10L8 182H4L0 180V189L3 190V195H0V228L7 230L8 239L13 240L12 235V225L16 220L17 214L20 209V201L18 199L10 198L11 194H16L23 191L26 186L34 184V177L38 176L45 168H47L50 163L58 157L61 153H66V150L75 147L77 144L83 141V135L78 130L77 123L75 120V111L81 108L84 105L89 104V102L96 96H99L101 93H106L109 89H112L114 85L119 84L120 82ZM134 83V81H133ZM172 87H175L173 84ZM32 98V94L29 93V99ZM153 102H155V98H153ZM100 104H104L103 98L100 99ZM176 107H183V105L177 104ZM228 107L225 105V108ZM223 111V109H222ZM187 112L190 115H193L194 118V105L191 100L187 103ZM161 125H157V127H164V130L167 131V124H163L164 117H161ZM192 127H196L193 123ZM216 125L209 124L208 132H211ZM221 134L223 133V129H220ZM264 135V133H261ZM201 139L206 143V145L212 149L216 156H219L224 165L229 168L232 167V161L230 160L227 153H230L232 149L228 144H226L222 139L213 140L210 139L208 133H201ZM217 145H221L223 150H218ZM226 150V151H224ZM164 152L167 154L168 149L165 148ZM188 167V165H185ZM259 176L258 179V192L261 197H264V174H257ZM232 181L237 183H242L241 178L238 175H233L231 177ZM230 191H235L234 188H230ZM244 192L249 193V188L244 187L242 189ZM255 190V189H254ZM193 193L197 196L200 195L199 192L193 188L191 189ZM188 195V192L182 190L176 192H169L167 189H161L158 194L153 195L149 200L142 201L139 204V211H144L147 208L157 207L160 204L168 200L175 201L178 198L185 197ZM251 195V193H249ZM218 197L216 195L211 196V200L213 203L217 201ZM227 199V197H225ZM261 206H264V200L259 201ZM133 213L135 214L138 209L133 208ZM255 231L264 233V227H258ZM185 240L188 239L187 236L184 237ZM221 247L227 249L229 247L228 244L220 245ZM219 253L215 254V258L211 261V264H219Z\"/></svg>",
  "mask_w": 264,
  "mask_h": 264
}]
</instances>
